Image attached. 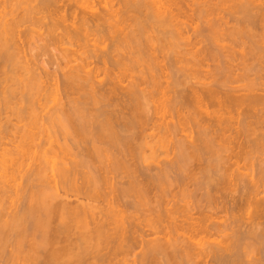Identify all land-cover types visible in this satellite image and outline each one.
I'll use <instances>...</instances> for the list:
<instances>
[{
  "label": "rangeland",
  "instance_id": "374dc122",
  "mask_svg": "<svg viewBox=\"0 0 264 264\" xmlns=\"http://www.w3.org/2000/svg\"><path fill=\"white\" fill-rule=\"evenodd\" d=\"M3 1L4 0H0V2H1V6H0V12H1V14H0V16H2V15H5L6 14V16H4L6 19H11L12 17H15V18H17V19H19L20 21H19V23H18V25L19 26H17L16 28H18V30L16 29H14L15 31H14V34L12 35L13 37V39L11 38V43H13L14 42V44L12 45V48H13V50H12V48H10L11 50H12V55L14 54V57H15V60L17 61V59L19 60L17 63H18V65H17V63H16V65L17 66H15V65H13L14 67H13V69L12 70H16L15 72H12V70L10 71V72H12L13 74H15L16 75V77H13L12 79H15V80H12V82L11 81H8L7 83H11V88L14 90H12L13 92L11 93V95H10V100H9V104L7 105V106H9V105H11V107H12V105H13V107L11 108L10 106L9 107H7V108H5L4 106H2V103L0 104V110H1V112H0V118L2 119H0V124L1 125H3V127H1V125H0V129L2 130H0V139H2V141H3V143H1L0 142V154H2L1 153V151H3V149L1 150V148H3V146H4V148H7V149H5L4 150V152L6 151V152H8L10 155H12V156H14L13 157V163H14V166H12V172H14L15 174L13 175V173H12V175H11V177L10 178H12V177H14V179L12 178V179H10L11 180V182L8 180V182L7 181H5V183H4V187L3 188H1L2 189V191H1V189H0V194H2V193H4V194H2V195H0V218H2V219H0V221L2 220H5L4 218L5 217H7V218H10L11 216H12V214L13 213H15V214H13V215H16V214H18V213H21L20 211H22L23 212V209H22V206L24 207V209H25V207L27 206V203H29V201L31 200V197L34 195H36V194H34V193H36V191H38V192H40L39 190H41L42 191V187H40V186H42L43 184V181L46 179L45 178V175H46V177L48 178V180L51 178V175H52V173H50L51 171H46V173H43L44 174V180H43V178H42V180L39 182L38 180H40L39 178H40V176L39 175H42V174H38V177L37 176H35V174L37 175V171L35 170V168L37 169V167H35L36 165H38L39 163H40V166H43V164H42V162L41 161H39V158H41L42 159V161H44V159L46 160V161H49L50 162V160H47V157H48V154L49 155H52V150L50 151V152H47V151H49V148H50V143L48 142V138H49V136L47 137L46 135V133L44 134V132H45V128L47 129V131L49 132V130H50V132L52 131V134L50 133V139H53L52 138V136L54 137V136H56L57 138H58V140H59V143H62L63 142V139H61L62 138V136L64 135H62V133H61V138H59V136L58 135H60L58 132H56L57 130H60L61 131V129L59 128V126L57 127V125H60L58 122L59 121H56L55 119H54V117H52L56 122H54L53 121V119L51 118V117H44L45 115V113L47 112V115L48 116H51L52 114L53 115H55L56 116V113L57 114H59V115H61L60 113H62L63 114V116L65 115L63 112L65 111V113L66 112H68L69 114L71 113L72 114V112L71 111H73V110H70V112H69V109L71 108V109H74V108H72V107H75L76 108V106L78 107L80 104V106H79V108H81V109H84L85 111L83 112L84 113V117H85V115H86V111L87 112H89V113H87V116H86V118L88 119V121H87V119H86V121H87V124L89 125L88 126V133L90 134H88V135H86L85 134V138H84V134H82V135H78V136H76V135H73V134H71L72 136L70 137H66L65 135H64V138H66V139H64V140H66V143H67V146H69V149H70V152L67 154V156H66V154H65V157H64V161L65 162H67V165L68 164H76L77 165V163L79 164V167L77 168H75V170H73L72 171V174L70 175V179H68V182L69 183H71V185L70 186H67V187H69V189L67 190L66 188V186L64 185L63 186V183L61 184L59 181H57V184L58 185H56V187H58L57 188V190H58V197H57V199L60 197V195H61V197H63L62 199H64V198H66V199H64V201L66 202V200H67V202L68 201H70L69 203H71V202H74L75 201V203H77V202H85L84 200H89V198H90V200L88 201V203H92V204H94V206L95 205H99L98 207L100 208V211H101V213H103L102 211L103 210H105L104 208H107V207H109V208H111V209H114V211H115V213H114V215H115V217L117 218H115L114 219V217L113 218H111V219H114L115 220V222L113 221L112 223H115L114 225L113 224H110V225H112L111 227H112V229H113V231H117L118 229L121 231L120 233H122L123 232V234H124V236L126 237V239L127 240H130L131 239V237H133L135 234V238L136 239H138L139 240V242L135 239V243L134 244H130V243H133L134 242V240H132L131 239V241H129L130 243H128V241L126 240V239H123V240H126L127 241V243H128V245H126V249H127V251H125V250H123V248H125V247H123L122 248V252L121 251H119V247H117L118 248V251H113L112 252V250L113 249H115L116 250V248H113V246H114V244L116 243V242H118L119 240H117V235L118 234H120V233H118L116 236L115 235H112V237H111V239L114 237V239L113 240H111V241H109V243L107 244V245H105V248H104V246L102 247V248H104V249H102V253H101V251H100V254L101 255H103L104 257L102 258V256L100 257L101 259H100V262L97 260V263H102L101 261H103V264H104V262H106L105 264H107V262H108V264H147V262H149V260H150V262L148 263V264H173V262H175V260H181V259H183V258H180L179 259V257L178 256H180V257H182V255H183V252H178L179 254L178 255H176V253H177V251H176V253H174L173 252V250H169L170 248H168L167 249V251H161L159 254H158V256H159V258H158V256H157V254L156 255H154V257H153V259H150V258H148L149 260L147 261V260H144V258L145 259H147V256H145L146 254H144L145 253V251H146V240L148 241V239H150V237L151 238H153V236H154V238H156V236H160V235H168V234H170L172 231H173V229L171 228V226H172V223L170 224L171 226H168V224H167V220L168 219H170V217L168 216V214H167V216H168V218L167 217H165V214H166V210H164V209H167V208H169L170 206L172 207V206H180L182 209H179V213L178 212H176L175 214H173V216L177 219V221L176 222H180V223H183V221L184 222H186V220L188 221H190V220H192V219H197V217H200V215H208V217L206 216V218H210V219H208L207 221L209 222V221H214V223H215V221H216V223L220 220V224H221V226H223L220 230H219V232L220 233H223L222 235L216 230V234H218V235H216L215 234V231H213V232H211L212 234H214V235H210V236H207V237H209V239L211 238V239H213L212 237L214 236V239H216V240H218L219 239V237H220V239L221 238H223V240L225 239L224 237L226 236H228L227 238L228 239H226V240H229L231 237L230 236H232L233 235V237H237V236H239L238 238L239 239H237V241L239 242V241H241V245H243V246H241L240 248H239V246H238V248H239V250H240V255L239 256H241V257H239L238 259H240V260H238V259H236V260H238V262H236V264L238 263H242V264H244V262L247 264L248 262L247 261H249V263L251 264H255V262H256V264L258 263V264H260L259 262H261V260L258 262L257 261V258L259 257V259H261L260 258V256L262 255L261 253H263V255H264V249H262V248H264L263 246L264 245H262L261 246V244H258V243H256L257 241H260L261 242V239H253V237H251L252 235H248V234H250V233H248L247 234V232L246 233H243V231H251L252 230V228H255V230H256V228L257 227H254V226H251L250 224H249V222H250V219H248V209H249V211L251 210L250 209V207L247 209V207L246 206H243L244 204H242V202H243V199H244V196H245V193H246V191H245V189L243 190V185H245L244 183H248L249 182V180L250 179H252L251 178V176L253 177V179H259V178H263L264 179V177L263 176H259V175H261V173H260V170L261 169H259L260 168V166H262L261 164H263V162H264V160H263V158H264V149H262L261 147H259L258 145H256V147L255 148H253V146H254V144H253V140H254V138H255V140L257 141V138L260 136V140H261V138L263 137V135H261L262 134V126H264V123H262V125L261 124H259L260 122H261V117H260V122L259 121H253L252 122V120H255V118H256V116H258V115H256L255 117L254 116H252L251 114H254V112H252L251 111V109L250 108H248V109H250V110H246V108H244V106L245 107H248L247 105H245V104H241L240 106L239 105H232V106H234V107H230V102H229V99H228V97L227 96H230V99L232 98L231 96H237L238 97V99H240V95H243V93L244 94H250V95H253V94H257V96H262V94H263V98H264V90H262V89H264V25H262V24H264V0H53V1H46V4L44 5V9H41L40 10V12L39 13H37L35 10L33 11V12H35V13H33V12H31L30 11V14H31V17H29V14H27V10L25 9V8H31L32 6H36V4H39V2H38V0H35V1H33V0H29L30 2H28V0H22V2H21V0H12L11 1V3H10V1L9 0H5V2H7L6 4H5V2H4V5H6V6H3L2 4H3ZM15 1V2H14ZM16 1H17V3H16ZM24 1V2H23ZM26 1H27V3H26ZM133 1H135V2H133ZM171 1H173V2H171ZM248 1V2H247ZM20 3V5H19V3ZM36 2V3H35ZM56 2V3H55ZM84 2V4H82ZM132 2V3H131ZM155 2V3H154ZM158 2V3H157ZM210 2V3H209ZM219 2V3H218ZM245 2V3H244ZM246 2H247V4H246ZM12 3H15V4H12ZM29 3V4H28ZM130 3V4H129ZM138 3V4H137ZM152 3V4H151ZM154 3V4H153ZM157 3V4H156ZM161 3V4H160ZM235 3H236V5H235ZM241 3V4H240ZM11 4V5H10ZM17 4V5H16ZM133 4H135V6H133ZM148 4V5H147ZM159 4V5H158ZM171 4V5H170ZM206 4H208V5H206ZM233 4V5H232ZM247 5V6H249V10H251V12L247 9L248 7L247 6H245V5ZM258 4V5H257ZM13 5V6H12ZM49 5V6H48ZM54 5V6H53ZM88 5H89V7H88ZM128 5V6H127ZM132 5V6H131ZM154 5V6H153ZM161 5H163V6H161ZM238 5H243V7H239ZM258 7H257V6ZM4 8H3V7ZM10 6V7H9ZM12 6V7H11ZM46 6H48V7H46ZM236 6H238V9H237V7ZM5 7H6V9H5ZM8 7V8H7ZM87 7V8H86ZM134 7H135V9H134ZM165 7H166V9H165ZM236 7V8H235ZM251 7H252V9H251ZM260 7V8H259ZM5 10H3V9ZM9 8H10V10H9ZM133 8V9H132ZM139 8V10L140 11H138L137 12V9ZM157 8H160L159 10H161V12H162V10H163V12L161 13V14H158L159 13V10L157 9ZM171 10H170V9ZM202 8V10H200ZM234 8V9H233ZM240 8V9H239ZM244 8H246L245 10H244ZM254 8H256V10L254 9ZM7 9H8V12H7ZM18 10V12H16L17 10ZM22 9H23V11H22ZM111 9H112V12L110 13V11H111ZM165 9V10H164ZM26 10V11H25ZM51 10V11H50ZM123 10V11H122ZM158 10V11H157ZM240 10V11H239ZM15 13H14V12ZM29 11V10H28ZM134 11V12H133ZM166 11V12H165ZM170 11H171V13H173V16H172V14H170ZM173 11V12H172ZM204 11V12H203ZM243 13H242V12ZM249 13H248V12ZM5 12V13H4ZM8 14H7V13ZM47 12V13H46ZM107 12V13H106ZM158 12V13H157ZM165 12V13H164ZM201 12H203L202 14H201ZM238 12V13H237ZM11 13V14H10ZM33 13V14H32ZM139 13V14H138ZM151 13V14H150ZM156 13H157V16H156ZM245 13V14H244ZM246 13H248V14H246ZM251 13V14H250ZM13 14V15H12ZM62 14V15H61ZM103 14V15H102ZM110 14H113V15H110ZM131 14V15H130ZM133 14H136V15H134L133 16ZM174 14H176L175 16H174ZM233 14V15H232ZM249 14H250V16H249ZM15 15V16H14ZM28 15V16H27ZM32 15H34V16H32ZM43 15V16H42ZM97 15V16H96ZM106 15V16H105ZM121 15V16H120ZM142 16V18H141V16L138 18V16ZM161 15V16H160ZM255 15V16H254ZM257 15V16H256ZM7 16H8V18H7ZM22 16H25L24 18L26 19L27 17L29 18V19H31V20H29L31 23L33 22V24H31V23H29V21H26V20H22ZM47 17V18H45V17ZM58 16H60V17H58ZM103 16H104V18H106L107 17V24H109V25H106V23H105V21H102L101 19H103ZM149 16V17H148ZM152 16V17H151ZM167 16V17H166ZM235 16V17H234ZM253 16V17H252ZM20 17H21V19H20ZM32 17H35L34 19H32ZM36 17L41 21V20H44V21H39L38 20V22H37V19H36ZM40 17V18H39ZM41 17H42V19H41ZM52 17V18H51ZM95 17H101V19L99 20V24H98V19H96ZM109 17V18H108ZM131 17V18H130ZM136 17V18H135ZM156 17L159 19L160 17V20L161 21H157V20H155L156 19ZM174 17V18H173ZM239 17V18H238ZM251 17V18H250ZM84 18V19H83ZM127 19V21H126V19ZM141 18V19H140ZM151 18H153V20L151 19ZM163 18V19H162ZM164 18H166V19H164ZM243 18V19H242ZM35 19H36V21H35ZM97 21H96V20ZM110 19V20H109ZM121 19H122V21H121ZM135 19H136V21H135ZM137 19H140V20H137ZM22 20V21H21ZM61 20V21H60ZM88 20H90L89 22H88ZM104 20V19H103ZM115 22H117V23H115ZM129 20V21H128ZM143 20V21H142ZM147 20V21H146ZM163 20V21H162ZM166 20V21H165ZM168 20V21H167ZM209 20V21H208ZM247 20V21H246ZM250 20L252 21V22H250ZM261 20V21H260ZM103 22L105 25H103V23H101V22ZM112 21V22H111ZM145 21V22H144ZM150 21V22H149ZM156 21V22H155ZM244 23H243V22ZM246 21V22H245ZM23 22H24V25H23ZM28 22V23H27ZM40 22V23H39ZM52 22V23H51ZM97 22V23H96ZM133 22H136V23H134L133 24ZM159 22V23H158ZM167 22V23H166ZM168 22H170L169 24H168ZM242 22V23H241ZM261 22V23H260ZM263 22V23H262ZM63 23V24H62ZM112 23L114 24L113 26H111L112 25ZM121 23V24H120ZM138 23V24H137ZM164 23V24H163ZM166 23V24H165ZM238 23V24H237ZM50 24V25H49ZM52 24V25H51ZM119 24V25H118ZM123 24V25H122ZM143 24V26H141ZM145 24V25H144ZM148 24V25H147ZM159 24H161V25H159ZM171 24V25H170ZM213 24V25H212ZM251 24V25H250ZM20 25H21V27H20ZM128 25V26H127ZM135 25H137V26H135ZM139 25V26H138ZM164 25V26H163ZM173 25V26H172ZM176 25V26H175ZM241 25V26H240ZM66 26V27H65ZM119 26H120V28H119ZM166 26V27H165ZM211 26V27H210ZM243 26V27H242ZM262 26V27H261ZM54 27V28H53ZM103 27H104V31H102L103 30ZM116 27V28H115ZM123 27L124 28H126V29H123ZM136 29H135V28ZM138 27V28H137ZM170 27V28H169ZM215 27V28H214ZM75 28V29H74ZM110 28V29H109ZM112 28V29H111ZM117 28H119V29H117ZM129 28V29H128ZM209 28H211V29H209ZM242 28V29H241ZM246 28V29H245ZM249 28V29H248ZM51 29H53V30H51ZM72 29V30H71ZM107 29V30H106ZM109 29V30H108ZM141 29V30H140ZM149 29V30H148ZM157 29V30H156ZM209 29V30H208ZM238 31H237V30ZM33 30V31H32ZM66 32H65V31ZM86 30V31H85ZM124 32H123V31ZM129 30V32H130V34H131V32H132V34L133 35H130V34H128L127 33V31ZM139 30V31H138ZM206 30H208V31H206ZM19 33H18V32ZM69 31V32H68ZM75 33L76 31L78 32H76L75 34L76 35H79V36H81V35H83V36H81L83 39H81V37L79 38V36L77 37L75 34H73V32ZM84 33H83V32ZM102 31V32H101ZM246 31V32H245ZM72 32V33H71ZM88 34H87V33ZM100 32V33H99ZM104 32H106L105 33V35L103 34ZM111 32H113V33H111ZM117 32V33H116ZM140 32V33H139ZM142 32V33H141ZM241 32V33H240ZM15 33H17V34H15ZM49 33H51V35L49 34ZM103 34V36H102V34ZM122 33V34H121ZM146 33V34H145ZM254 33H255V35H254ZM65 34V35H64ZM70 34H72V35H70ZM110 34V35H109ZM120 34V35H119ZM232 34V35H231ZM14 35H15V37H14ZM73 35H75V37L73 36ZM86 35H88L87 37H86ZM107 35V36H106ZM113 35V36H112ZM115 35V36H114ZM117 35V36H116ZM124 35L126 36V37H128L127 39H129V37L130 38H133V39H135L136 40V38H134V37H137V42L136 41H133L132 39H131V44H130V42H128V40L126 41L125 39V41L122 39V37L123 38H126V37H124ZM127 35H129V36H127ZM243 35V36H242ZM70 36V37H69ZM101 38H100V37ZM105 36V37H104ZM110 36H112V37H110ZM120 36V39L122 40H118V41H115V40H117V38ZM131 36H133V37H131ZM140 36V37H139ZM214 36V37H213ZM254 36V37H253ZM66 37V38H65ZM72 37H74V38H72ZM110 39H109V38ZM113 37H115V38H113ZM69 38V39H68ZM88 38V39H87ZM108 38V39H107ZM81 39V41H79ZM90 39V40H89ZM94 39H96V40H94ZM114 39V40H113ZM119 39V38H118ZM139 39V40H138ZM253 39V40H252ZM256 39V40H255ZM130 40V39H129ZM142 40V41H141ZM74 41H75V43H74ZM123 41H124V43H123ZM139 41V42H138ZM146 43H145V42ZM254 41V42H253ZM72 43V44H70L69 45V43ZM77 42V43H76ZM113 44H112V43ZM121 43V45L119 46V44ZM142 43V44H141ZM17 44V45H16ZM80 44V45H79ZM93 44H95V45H93ZM100 44V45H99ZM110 44L112 45V46H110ZM115 44V45H114ZM124 44V45H123ZM127 44V45H126ZM129 44V45H128ZM135 44H138V45H136L138 48H136L135 47ZM8 45H9V42H8ZM11 45V44H10ZM15 45V46H14ZM20 45V46H19ZM99 45V46H98ZM123 45V46H122ZM252 45V46H251ZM16 46H18V47H20V48H18V47H16ZM94 46V47H93ZM119 46V47H118ZM130 46V47H129ZM255 46H257V47H255ZM11 47V46H10ZM134 47V48H133ZM142 47V48H141ZM63 48V49H62ZM81 48V49H80ZM94 48V49H93ZM115 48H117L118 50H116ZM126 48V49H125ZM129 48V49H128ZM136 48V49H135ZM260 48V49H259ZM18 49H20V51H19V53H18V50L16 51V50ZM66 49V50H65ZM75 49V50H74ZM99 49V50H98ZM127 49H128V52H127ZM133 49H134V51H133ZM148 51H147V50ZM258 49V50H257ZM11 50L9 51V52H11ZM93 50V51H92ZM105 50V51H104ZM114 50V51H113ZM74 51V52H73ZM80 51H82V52H80ZM90 51V52H89ZM106 51H108V52H106ZM114 53H113V52ZM116 51H117V53H116ZM120 51H122L121 53H120ZM131 51V52H130ZM137 51H138V53H137ZM15 52V53H14ZM17 52V53H16ZM77 52V53H76ZM80 52V53H79ZM97 53V54H99V53H101L102 54V52H104L103 53V55L106 53H108L107 55H108V59L105 57V58H101L100 57V59L99 58H96V56L97 55H95V58H94V54L93 55H91L92 57H90V56H88V55H90L91 53ZM125 52V53H124ZM24 53V54H23ZM82 53V54H81ZM90 53V54H89ZM111 53V54H110ZM127 53H130V54H127ZM135 53H137L136 55H135ZM144 55H143V54ZM15 54H18L19 55V57H18V55H16L15 56ZM100 54V55H101ZM105 54V56H107ZM126 56H125V55ZM132 54V55H131ZM259 54V55H258ZM64 55H68L69 56V59L67 58V57H65L66 59H64ZM85 55V56H84ZM100 55H98V56H100ZM116 55H117V57H116ZM119 55V56H118ZM85 57V58H82V57ZM97 56V57H98ZM139 56V57H138ZM141 56V57H140ZM254 56H255V58H254ZM258 57V59H257V57ZM119 57V58H118ZM133 57V58H132ZM253 57V58H252ZM73 58H75V60L73 59ZM116 59V60H114L113 59V61L111 60V59ZM68 59V60H67ZM87 59H88V61H87ZM90 59V60H89ZM96 59V60H95ZM104 59V60H103ZM123 61H122V60ZM244 59V60H243ZM14 59H13V61H15ZM25 60V61H24ZM68 61V65L66 64V62ZM72 60H73V62H72ZM117 60H118V62H117ZM119 60H121V63H125V66H122V65H120V67L119 66H116L117 64L116 63H118V65H119ZM15 61V62H16ZM23 61V62H22ZM71 61V62H70ZM104 61V62H103ZM114 61L116 62V63H114ZM128 61V62H127ZM147 61V62H146ZM21 62V63H20ZM29 62V63H28ZM37 62V63H36ZM65 62V63H64ZM75 62H77V63H79V64H82V63H84L83 64V66H85V70L87 69L88 71H91V75H92V77H93V79H92V81L93 82H91V86H93V87H89L88 85L86 86H80V85H78L77 84V82L75 83L77 86L76 87H73V88H75V90H72L73 88H72V86L71 87H69L70 89H68V87H67V90H65L66 89V87L64 86V84H63V81H64V78H63V73H65L67 70H70L71 68H73V67H71V68H68V66L70 67L71 65L73 66V64L75 63ZM91 62V63H90ZM127 62V63H126ZM21 65H20V64ZM22 63H24V64H22ZM105 63V64H104ZM120 63V64H121ZM133 63V64H132ZM252 63H254L253 65H252ZM30 64V65H29ZM42 64V65H41ZM85 64H87V66L85 65ZM103 66H102V65ZM245 66H244V65ZM256 64V65H255ZM28 65V66H27ZM32 65V66H31ZM74 65H78V64H74ZM106 65L108 66V67H106ZM144 65V66H143ZM156 65V66H155ZM249 65H250V67H249ZM254 66V67H252V66ZM1 66V65H0ZM20 66V67H19ZM23 66H25L26 68H25V70H27V69H29V68H31L30 70H31V72H33V74L35 73V75H38V76H35V77H37L38 79L37 80H39V77H40V80H39V85H38V83H37V85L40 87V88H38V87H36L35 86V88H38L39 90L37 91V89H35V91H36V93H35V91H34V89L32 88V90L33 91H27V89L26 90H21V89H24L23 87V85H21V84H23L24 82H26L25 80L26 79H28V78H26L27 76L29 77V74H31V72H30V70L29 71H25L24 69H22V67ZM40 66V67H39ZM100 68H99V67ZM105 66V68H103ZM145 66H146V68H145ZM247 66H248V68H247ZM262 66V67H261ZM9 67V66H8ZM7 67V68H8ZM87 67V68H86ZM156 67V68H155ZM160 67V68H159ZM258 68L259 69V71L256 69V68ZM10 68V67H9ZM17 68H19L18 69V72H17ZM60 68V69H59ZM68 68V69H67ZM96 68V69H95ZM98 68V69H97ZM123 68V69H122ZM125 68V69H124ZM132 68V69H131ZM219 68H220V70H219ZM253 68V69H252ZM21 69V70H20ZM95 69V70H94ZM119 69V70H118ZM120 69H121V71H120ZM139 69V71H137ZM149 69V70H148ZM157 69V70H156ZM159 69H161V70H159ZM245 69V70H244ZM250 69V70H249ZM252 69V70H251ZM6 70H8V69H6ZM43 70V71H42ZM66 70V71H65ZM98 70H99V72H98ZM131 70H133V71H131ZM144 70H146V71H144ZM153 70V71H152ZM255 70V71H254ZM47 71V72H46ZM49 71V72H48ZM96 71V72H95ZM149 71V72H148ZM155 71H157V72H155ZM231 71V72H230ZM258 71V72H257ZM20 72V73H19ZM24 72V73H23ZM28 72H30V73H28ZM37 72H39V73H37ZM111 74H110V73ZM120 74H119V73ZM135 72V73H134ZM141 72V73H140ZM149 74V75H147V73ZM154 72V73H153ZM221 72V73H220ZM260 72V73H259ZM37 73V74H36ZM41 73V74H40ZM61 73V74H60ZM105 75H104V74ZM109 73V74H108ZM117 73H118V75H117ZM139 73V74H138ZM158 75H157V74ZM209 73V74H208ZM213 73V74H212ZM230 75H228V74ZM244 74V76H243V74ZM263 73V74H262ZM11 74V73H10ZM19 74V75H18ZM21 74L23 75V76H21ZM99 74V76L97 77V75ZM114 74H116L115 76H114ZM134 74H138L137 76L139 77V79L137 78V76H135ZM155 74V75H154ZM242 74V75H241ZM258 75V76H256V75ZM25 75H26V77H25ZM110 75H111V77L113 76V79L110 77ZM227 75V76H226ZM260 75V76H259ZM1 77H0V80H1V78H2V75H0ZM18 76L20 77V78H18ZM44 76V77H43ZM117 76H119L118 78H117ZM149 76V77H148ZM21 77H24V79L23 78H21ZM128 77V78H127ZM131 77V78H130ZM146 77V78H145ZM216 79H215V78ZM228 78V80H227V78ZM254 77H258V78H254ZM261 77V78H260ZM4 78V77H3ZM114 78H115V80H114ZM135 78V79H134ZM137 78V79H136ZM213 78H214V80H213ZM223 78H225L226 79V81H227V83H226V81H225V79H223ZM254 78V79H253ZM21 79H23L24 80V82H20L19 80H21ZM97 79V80H96ZM99 79V80H98ZM112 79V80H111ZM144 79V80H143ZM148 79V80H147ZM16 80H18V81H16ZM50 80V81H49ZM111 80V81H110ZM119 80V81H118ZM136 82H135V81ZM149 80H151L150 82H149ZM256 80V81H255ZM43 81V82H42ZM98 81V82H97ZM110 81V82H109ZM115 82L114 83V85L116 86V91H114V93H113V91H111V90H114V89H111V87L112 88H115V86H112L113 85V82ZM132 81V82H131ZM144 81V82H143ZM166 81V82H165ZM263 81V82H262ZM3 83H4V81H2ZM14 82L16 83V84H14ZM42 82V83H41ZM97 82V83H96ZM117 82V83H116ZM134 82V86H136V88L138 89H136L137 90V92L139 91V89L140 90H142L143 89V91L145 92V90H146V92H145V94L143 93V91H142V93L144 94V95H147L146 93L148 92V95H147V97L148 98H146V100L148 101V102H146L145 101V103L144 102H142V104H145V105H141V107L143 108H141V110L140 109H138V110H140L139 112H140V114H142V115H146V117L145 116H142V115H140V118H142V117H144V119H145V121H144V119L142 118L141 120H140V118H139V116H135V114L134 113H139L138 111H136V112H134V105H132L133 103H131V98L129 97V93L127 94V92L130 90V88L132 87L131 85H132V83ZM147 82V83H146ZM155 82H157V83H155ZM169 82V83H168ZM172 82V83H171ZM177 82V83H176ZM253 82V83H252ZM260 82V83H259ZM14 85H13V84ZM63 85H62V84ZM109 83V84H108ZM128 83V84H127ZM136 83H139V84H136ZM144 83H146V84H144ZM150 83V84H149ZM155 83V84H154ZM172 85H171V84ZM219 83V84H218ZM256 83V84H255ZM0 84H2L1 83V81H0ZM75 84H73V86H75ZM121 84V85H120ZM171 86H170V85ZM259 84V85H258ZM17 85V86H16ZM51 85V86H50ZM109 85V86H108ZM122 85H123V87H122ZM140 85H142V86H140ZM145 85V86H144ZM146 85H148V88H147V86ZM205 85V86H204ZM247 85H249V89H250V91H249V89H248V86ZM8 86V85H7ZM14 86H16V87H14ZM50 86V87H49ZM95 86V87H94ZM106 86V87H105ZM111 86V87H110ZM154 86V87H153ZM156 86V87H155ZM170 86V87H169ZM199 86V87H198ZM218 86V87H217ZM246 86V87H245ZM260 86V87H259ZM3 87H4V84H3ZM3 87H1L0 86V89L2 90L3 89ZM97 87V88H96ZM145 87V88H144ZM196 87V88H195ZM207 89H206V88ZM213 87V88H212ZM252 87H253V89L255 88V90H253L252 89ZM262 87V88H261ZM18 88V89H17ZM21 88V89H20ZM50 88V89H49ZM78 88V89H77ZM95 88V89H94ZM118 88V89H117ZM129 90H128V89ZM152 88H154L155 90V93L153 92V90H150V89H152ZM171 88V90L173 89H175L174 91L172 90H169V89ZM205 88V89H204ZM209 88H211V89H209ZM234 88H235V90H234ZM16 89L17 90H19V91H23L22 93H26V91L29 93V95L30 96H32V95H36L37 94V92H38V94L36 95V96H33V97H31L30 98V96L28 95V93H26L27 95H28V97L25 95V96H23L22 95V93L21 92H18V91H16ZM91 89H94L95 91H97L96 93H95V97H97V96H99L98 97V100H97V98H95L97 101H95V99H93L92 97H91V93H92V90ZM96 89H98V90H96ZM111 89V90H110ZM158 89V90H157ZM160 89V90H159ZM164 90V91H162V90ZM184 89V90H183ZM190 89V90H189ZM193 89L196 91H194V93L196 94H198L199 96H200V98L201 99H203V100H201L200 99V102H199V100H194V98L195 97H193L194 95V93H193ZM198 89H200V90H198ZM214 89V90H213ZM246 89H248V91H245ZM30 90H31V88H30ZM48 90H50V91H48ZM53 90V91H52ZM70 90H72V91H70ZM78 90V91H77ZM108 90H110L108 93V95L106 94L107 93V91ZM157 90V91H156ZM166 90H168V91H166ZM192 90V91H191ZM204 90H206V91H204ZM209 90V91H208ZM217 90V91H216ZM252 90V91H251ZM25 91V92H24ZM69 91V92H68ZM151 91V93H149ZM161 91V92H160ZM179 91V92H178ZM183 93H182V92ZM214 91V93H212ZM237 91V92H236ZM254 91V92H253ZM260 91V92H259ZM263 91V92H262ZM16 92V93H15ZM30 92H33L34 94H30ZM40 92H41V94H40ZM43 92H44V96L42 95L43 94ZM49 94H48V93ZM104 93L103 95H104V97L102 98V96L100 97V95L99 94H101V93ZM160 92V93H159ZM163 92V93H162ZM175 92V93H174ZM179 93V95L177 94V93ZM190 92H192V97H191V93ZM205 92H208V93H211V95L210 94H208V93H206L205 94ZM229 92V93H228ZM233 92V93H232ZM236 92V93H235ZM250 92H252L253 94H251ZM259 92V93H258ZM15 93V94H14ZM55 93V94H54ZM57 93V94H56ZM66 93H67V95H66ZM71 93H72V95H71ZM140 93H141V91H139L138 92V94H139V97H141L140 96ZM141 93V94H142ZM154 93V94H153ZM157 93H159V94H157ZM168 95H167V94ZM173 93H174V95H173ZM181 93V94H180ZM188 93V94H187ZM190 93V94H189ZM202 93H204V94H202ZM233 95H232V94ZM13 94V95H12ZM19 94H21L20 96L21 97H19L18 95ZM47 96H46V95ZM69 94V95H68ZM77 94V95H76ZM105 94L107 95V96H109V97H107V98H105L106 96H105ZM114 94V95H113ZM152 94V95H151ZM161 94H162V96H161ZM175 94L177 95V96H175ZM186 94V95H185ZM216 94V95H215ZM220 94V95H219ZM224 94H227V95H224ZM231 94V95H230ZM259 94H261V95H259ZM18 96V98H17V96ZM39 95H41V96H39ZM49 95V96H48ZM55 95V96H54ZM119 95V96H118ZM123 95V96H122ZM156 95V96H155ZM160 95V96H159ZM164 95V96H163ZM167 97H166V96ZM181 95V96H180ZM184 95V96H183ZM204 95V96H203ZM209 95H210V97H209ZM16 96V97H15ZM43 96V97H42ZM116 96V97H115ZM170 96V97H169ZM183 96V97H182ZM203 96V97H202ZM208 96V97H207ZM213 96H214V99H213ZM221 96V97H220ZM226 96V97H225ZM235 96V98L237 99V97ZM245 96V95H244ZM14 99V100H12V98ZM23 97H27V98H29V99H27L26 98V100L25 99H23ZM69 97H70V100L71 101H74L73 102V104L77 101L78 102V104H77V102L74 104V105H72V102L70 103L69 101ZM95 101V103H94V101L92 102V99ZM124 97V98H123ZM142 97H143V95H142ZM140 98V99H142L143 101L145 100V99H143V98ZM145 97V96H144ZM157 99H156V98ZM166 97V98H165ZM177 97H178V99H177ZM191 97V98H190ZM206 97V98H205ZM219 98V99H215V98ZM261 97V98H262ZM16 98V99H15ZM48 98V99H47ZM110 98V99H109ZM130 98V99H129ZM155 98V99H154ZM167 98H169V99H167ZM176 98V99H175ZM183 98V99H182ZM224 98H226L225 100H224ZM242 98H243V96H242ZM17 99H19L18 101H16ZM55 99V100H54ZM74 99V100H73ZM109 99V100H108ZM149 99V100H148ZM191 99V100H190ZM192 99L194 100V101H192ZM211 100V99H213L214 100V102H213V100H211V102H212V105H211V103H210V101L209 100ZM234 99V98H233ZM12 100V101H11ZM20 100H25L24 102L26 103L27 102V100H29L28 102H30L31 104H29V103H27L28 105H31L30 107H28L29 109L32 107V109H30L31 111H32V113H33V111L35 112V110L34 109H36V112H35V114L34 115H32V114H30V110L27 108V104H25L26 105V107L25 108H23V105L22 104H24V102L23 101H20ZM37 102H36V101ZM39 100V101H38ZM82 100V101H81ZM86 100V101H85ZM124 100V101H123ZM141 100V101H142ZM155 100V101H154ZM162 100H163V102H162ZM165 100V101H164ZM168 100V101H167ZM169 100H172L171 101V103H170V101ZM184 101V102H182V101ZM188 100V101H187ZM208 100V101H207ZM221 100V101H220ZM228 100V101H227ZM232 100V99H231ZM230 100V101H231ZM13 101H14V103H13ZM32 101V102H31ZM79 101H81L80 103H79ZM120 101H123V102H120ZM154 101V102H153ZM187 101V102H186ZM196 101H198L196 104H195V102ZM207 101V102H206ZM227 101V102H226ZM35 102V103H34ZM67 102L69 103V105L67 104ZM86 102V103H85ZM118 103V105H117V103ZM150 102V103H149ZM167 102V103H166ZM174 102V103H173ZM176 102L178 103V102H181L182 103V105H183V107H180V105H181V103L179 104H176ZM17 105H16V104ZM20 103V104H19ZM46 103V104H45ZM60 105H59V104ZM93 103V104H92ZM149 103V104H148ZM166 103V104H165ZM172 103H173V106H172ZM206 105H205V104ZM209 103V105H207ZM216 103V104H215ZM222 105H221V104ZM232 103H233V100H232ZM37 105V107L35 106V105ZM39 104V105H38ZM56 104V105H55ZM83 104V105H82ZM85 104V105H84ZM89 104V105H88ZM115 104V105H114ZM120 104V105H119ZM123 104V105H122ZM132 105V107H131V105ZM168 104V105H167ZM169 104L171 105L170 107H172V110L171 109H168V108H170L169 107ZM174 104H176V105H174ZM185 104V105H184ZM193 104V105H192ZM214 104V105H213ZM224 104V105H223ZM230 104V105H229ZM264 103H261L260 105H258V107H257V109L259 110V107L261 108L262 107V105H263ZM14 105H15V107L16 106H22V109H23V111L21 110V109H19V110H21L22 111V113L23 114H21V116H19L18 114L20 113V111H18L17 109L18 108H20V107H14ZM36 107V108H33L34 106ZM40 105H42V106H40ZM62 105V106H61ZM71 105V107H69ZM146 105H148V106H146ZM164 105H165V107H164ZM192 105V106H191ZM203 106V108H204V110L202 109V106ZM243 105V106H242ZM1 106L4 108L3 109V111H2V109H1ZM39 106V107H38ZM45 106V107H44ZM51 106V107H50ZM68 106V107H67ZM82 106H84V107H82ZM109 106V107H108ZM116 106V107H115ZM119 106V107H118ZM123 106V107H122ZM128 106V107H127ZM149 107V108H147V110H149V111H146V108L145 107ZM163 106V107H162ZM184 106H186L185 108H184ZM196 106V107H195ZM200 106V107H199ZM216 106V107H215ZM221 106V107H220ZM45 109H44V108ZM54 107H56V108H54ZM88 107V108H87ZM91 107H93V108H91ZM94 107H100L98 110H96V108H94ZM102 107L103 108H106V110L107 111H104V113L105 112H107L108 113V115H111L110 116V118H109V120H110V123L113 125H111L114 129H116V130H118V127H117V123L115 122L114 124H113V122L114 121H112L111 122V119L112 120H114L115 119V121H117L118 122V124H119V122L121 123V122H123V119L125 120V121H127V120H129L128 118H134V117H136V118H138L139 119V122L141 123V124H143V125H141V126H139L138 127V124L137 123H139V122H137L136 123V127H138V128H135V127H133V129L135 130V132H132L133 133V135H135V134H140L138 131H141L142 133L143 132H145V133H141L140 134V136L141 137H139L138 139H137V137L139 136V135H135V138L133 139L132 138V135H130V133L129 134H127V132H125V134L126 135H130L131 136V139H129V143H128V145H126L125 147H124V151L121 153V152H119V150H117L116 149V147L114 148V146L112 147V145L113 144H111V143H109V142H104L103 143V140L102 139H100V138H98L100 135H102L101 133L99 134V131L101 130L100 129V122H101V120H103V118L105 117L106 118V116L107 117H109L108 115H107V113H105L106 115L104 116V115H99L100 113H98V112H100L101 111V109H102ZM127 107V108H126ZM178 109V110H176V108ZM207 107V108H206ZM218 107V108H217ZM243 107V108H242ZM61 108V109H60ZM91 108V110H89ZM116 108V109H115ZM118 108V109H117ZM121 108V109H120ZM129 108H132L133 109V111L131 110V109H129ZM173 108L175 109V113H174V111H173ZM198 108V109H197ZM206 108V109H205ZM221 108V109H220ZM230 108H231V110H230ZM233 108V109H232ZM5 109H9V110H7V112H6V110ZM14 109V110H13ZM24 109H26V111L24 110ZM41 109H44V110H41ZM57 109V112L55 113L54 111ZM60 109V110H59ZM76 109H78V108H76ZM76 109H74V110H76ZM81 109H79V110H77V112H75L76 113V116L75 117H77V115L80 117L81 116V114L83 115V113H81ZM185 109V110H184ZM229 111H228V110ZM263 110L262 111H264V106H263V108H262ZM13 110V111H12ZM38 110H40V111H38ZM51 110H54V111H51ZM63 112H62V111ZM67 110V111H66ZM109 110V111H108ZM117 110V111H116ZM121 110V111H120ZM130 110V111H129ZM145 110V111H144ZM169 110V111H168ZM180 110V111H179ZM183 110V111H182ZM188 110V111H187ZM221 110V111H220ZM236 110V111H235ZM239 110V111H238ZM258 110H257V113H259V116H260V112H258ZM9 111L11 112L10 113V115H9ZM16 111H18L19 113H17ZM25 111V112H24ZM29 111V112H28ZM42 111V112H41ZM103 111V110H102ZM116 111V112H115ZM171 111H173V112H171ZM220 111V112H219ZM231 111V112H230ZM234 111H235V113H234ZM247 111V113H245ZM251 111V113H250V115L254 118V119H252V117H250V115H249V117L251 118H249V121H251V125L246 129V130H244L243 131V129L241 128L242 127V121H241V119H243V118H241L242 116L241 115H244V114H247L246 116H247V118H248V112H250ZM3 112V113H2ZM6 112V113H5ZM14 112H15V114H14ZM28 112V113H27ZM37 112H38V114H37ZM39 112H40V114H39ZM45 112V113H44ZM52 112V113H51ZM73 112V114H75ZM97 112V114H96V117L97 116H99V117H102V118H96L95 117V115H94V113H96ZM113 112V113H112ZM124 112V113H123ZM131 112H133L132 114H134V117H133V115L131 114ZM146 112V113H145ZM183 112H184V114H183ZM186 112V113H185ZM209 112H210V114H209ZM215 112H216V114H215ZM224 112V113H223ZM226 112V113H225ZM233 112V113H232ZM243 112H244V114H243ZM2 113V114H1ZM26 113H27V115H26ZM48 113H51V115H49ZM67 113V114H68ZM91 113V114H90ZM110 113H112V114H110ZM219 113V114H218ZM263 113V114H262ZM4 114V115H3ZM5 114H7V115H5ZM13 114V115H12ZM28 114L30 115V117L28 116ZM73 114H72V116H73ZM88 114H90V115H88ZM114 114H115V116H114ZM121 114V115H123L122 117H127V118H120V116L119 115ZM129 114H130V116H129ZM198 114V116H195V115H197ZM208 114V115H207ZM223 114V115H222ZM228 114V115H227ZM231 114L232 115H234V116H231ZM238 114V115H237ZM239 114H240V118H239ZM261 114L264 116V112H261ZM5 116V117H3V116ZM16 115H17V117H16ZM31 115H32V118L33 117H36V116H38V115H40L39 117H38V119L40 120V122H39V120H37L36 119V121H38V125L37 126H40V124H41V126L39 127L40 128V130H39V128L37 129L38 130V132L36 131V128H37V126H36V121L35 122H32L31 120H33V119H30L31 118ZM41 115H44L43 117L41 116ZM92 115V116H91ZM94 115V116H93ZM132 115V116H131ZM138 115V114H137ZM150 115H152L149 119H148V116H150ZM219 115H221V116H219ZM230 115V116H229ZM23 117V120H22V122H24V123H22L21 122V118H19V117ZM26 116H27V118H26ZM66 116V115H65ZM71 116V117H72ZM114 116V119L112 118ZM129 116V117H128ZM154 116V117H153ZM180 116H182V117H180ZM206 118H205V117ZM223 116H226L225 118H223ZM227 116H228V118H227ZM259 116H258V118H259ZM7 117V118H6ZM41 117V118H40ZM61 117V116H60ZM92 117H94V118H92ZM117 117H118V119L120 118V120H122V121H118V119H117ZM159 117H161L160 119H159ZM184 117H186V118H184ZM203 117V118H202ZM209 117V118H208ZM219 117H222L221 119H219ZM233 117L234 119H237L235 122L234 121H231V118ZM243 117H245V115L243 116ZM17 118V119H16ZM24 118H26V119H24ZM28 118H29V120H28ZM46 118H48V119H46ZM73 119H76V118H74V117H72ZM78 118V117H77ZM130 118V119H131ZM136 118H134V119H136ZM153 118V119H152ZM164 118V119H163ZM171 118V119H170ZM172 118H174L173 119V121H172ZM179 118H180V120H179ZM227 118V119H226ZM230 118V119H229ZM12 120V122L10 121V120ZM43 119H45V120H43ZM51 119H52V121H51ZM63 119V118H62ZM92 119V120H91ZM96 119H98V120H96ZM127 119V120H126ZM138 119L137 120H135V122L136 121H138ZM161 121H159V120ZM163 119V120H162ZM167 119H169V120H167ZM212 119V120H211ZM245 119V118H244ZM7 120H9V121H7ZM94 120V121H93ZM148 120H150V121H148ZM152 120V121H151ZM179 120V121H178ZM219 120V121H218ZM223 120H224V122H223ZM227 120V121H226ZM238 120H239V122H238ZM247 120V119H246ZM256 120H257V118H256ZM3 121V122H2ZM6 121V122H5ZM15 121L16 122H19L20 121V123H15ZM25 121H27V122H25ZM28 121L30 122L31 121V123L33 124V123H36V124H33V125H35V126H32V124H30L29 123V125H30V127L32 126L33 128H30V129H33V131H34V133H33V131L32 130H29V126H28ZM34 121V120H33ZM46 121V122H45ZM50 121V122H49ZM89 121H91L93 124H94V126H92V123L91 122H89ZM100 121V122H99ZM147 122V123H144V122ZM167 121V122H166ZM176 123H175V122ZM182 121V122H181ZM204 121V122H203ZM217 121V122H216ZM230 122V125H231V122H234L231 126L230 125H228L229 124V122ZM263 122H264V120H262ZM5 122V123H4ZM54 122V123H53ZM200 124H199V123ZM213 122V123H212ZM219 122V123H218ZM228 122V123H227ZM244 122H245V120H244ZM256 122H259V123H256ZM3 123V124H2ZM8 123L10 124L9 126H7L6 127V125H8ZM42 123L44 124L43 126L45 127H43L42 126ZM47 123L49 124V126L47 125ZM53 123V125L52 126H50L51 124ZM61 123L63 124V123H65L64 121H61ZM96 123V124H95ZM109 123V124H110ZM160 125H159V124ZM220 123H222V124H220ZM223 123H225V124H223ZM227 123V124H226ZM240 123V124H239ZM242 123V124H241ZM254 123V124H253ZM18 124V125H17ZM22 124V125H21ZM25 126H24V125ZM54 124H56V126L54 125ZM145 124L147 125V126H149L150 127V130H149V127H147V126H145ZM156 124V125H155ZM165 124H168V126H174L173 128H171V127H169L170 128V133L169 134H167L166 132H165V129L162 131V129L161 128H165ZM169 124H171V125H169ZM180 124H181V126H180ZM199 124V125H198ZM258 124V125H257ZM46 125V126H45ZM91 125V126H90ZM97 127H96V126ZM116 125V126H115ZM152 127H151V126ZM219 125V126H218ZM221 125L223 126V127H221ZM13 126V127H12ZM22 126V127H21ZM27 126V130H29V133L27 132V130H25V127ZM161 128H160V127ZM209 126H210V128H209ZM229 126H230V128H229ZM239 128H238V127ZM258 126V127H257ZM11 127V128H10ZM48 127V128H47ZM54 127H56V128H54ZM99 127V128H98ZM141 127V128H140ZM154 127V128H153ZM157 127H158V129H157ZM180 127H181V129H180ZM199 127V128H198ZM215 129H214V128ZM226 127V128H225ZM234 127H236L237 128V130L238 131H241L240 133L239 132H237V130H236V128H234ZM260 127V128H259ZM13 128V129H12ZM16 128V130L19 132H14L15 129ZM22 130H21V129ZM23 128H24V130H25V132H23ZM35 128V129H34ZM52 128H53V130H52ZM58 128V129H57ZM91 128V129H90ZM120 128V127H119ZM144 128H146L145 129V131H144ZM159 128H160V130H159ZM223 128H225L226 130H224ZM229 128V129H228ZM264 128V127H263ZM6 129V130H5ZM43 129V130H42ZM57 129V130H56ZM92 129H93V131H92ZM97 129H100V130H98L97 131ZM156 131H155V130ZM171 129H174V132H172L171 133V131H173V130H171ZM199 129V130H198ZM202 129V130H201ZM204 129V130H203ZM212 129V130H211ZM251 131H250V130ZM261 129V130H260ZM3 130H4V132H3ZM121 130V129H120ZM132 130V129H131ZM157 130H159V131H157ZM209 130V131H208ZM217 130H218V132H220V133H218L217 132ZM260 130V131H259ZM11 131V132H10ZM32 131V132H31ZM36 131V132H35ZM72 131V130H71ZM91 131V132H90ZM95 131H97V132H95ZM177 131V132H176ZM199 131V132H198ZM205 131V132H204ZM216 131V132H215ZM230 131V132H229ZM235 131H236V133H238L239 135L240 134H243L244 135V133H245V135L243 136V135H240L239 137H238V135L237 134H235ZM253 131H254V133H253ZM258 131V132H257ZM264 131V130H263ZM13 132L15 133V135L16 136H14V134H13ZM40 132H41V134H40ZM93 132L95 133V134H93ZM101 132V131H100ZM120 132V131H119ZM121 132H122V130H121ZM138 132V133H137ZM154 132V133H153ZM159 132V133H158ZM183 132V133H182ZM211 132H213V133H211ZM244 132V133H243ZM254 134H252V133ZM4 133H6V134H4ZM8 133V134H7ZM18 133V134H17ZM23 133H25V134H27L28 133V135H25V137L24 138H27L26 139V141L25 142H23L20 138H21V136H19V135H22ZM36 133V134H35ZM55 133V134H54ZM131 133V134H132ZM155 133H156V135H155ZM162 135H161V134ZM165 133V134H164ZM178 133V134H177ZM203 133H205V134H203ZM208 133V134H207ZM211 133V134H210ZM216 133H217V135H216ZM223 133V134H222ZM225 133V134H224ZM259 133V134H258ZM4 134V135H3ZM29 134L31 135V138L32 137H35V138H33V141L31 140V139H29L28 140V136H29ZM44 134V135H43ZM92 134V135H91ZM120 134V133H119ZM125 134L122 132V135L123 136H125ZM154 134V135H153ZM181 134V135H180ZM191 134V135H190ZM223 136H222V135ZM234 134V135H233ZM264 134V133H263ZM2 135L4 136V137H2ZM9 135V136H8ZM18 135V136H17ZM94 135V136H93ZM96 135H98L97 137H96ZM145 135H148L147 137L145 136ZM163 135H164V138H163ZM171 135V136H170ZM179 135V136H178ZM193 135V136H192ZM204 135V137H206V138H211V140H213V141H211V143H213L212 145L214 146V145H220V144H218V143H220V141H218V140H220V139H223V137L224 138H227L228 139V143H229V141L231 140H233L231 143H230V145L231 146H233V148H234V150L233 151H235V153L234 154H239L237 157H238V159H237V157H236V155H235V157L234 156H232V158H231V153H229L231 150H225V149H227V148H225V149H222V150H219V149H217L216 150V147L218 148V146L216 145L214 148V150H216V152L217 151H219V152H215V153H213L214 151H213V146L211 145L210 146V149H209V151H207L208 149H206L205 150V148L203 147V145H202V147H201V145H200V141H201V139H200V141H198V138H200V136H203ZM208 135V136H207ZM227 135V136H226ZM89 136V137H88ZM92 136H93V138H95L96 140H98V141H96V140H92ZM120 136V135H119ZM188 136V137H187ZM190 136V137H189ZM191 136H192V139H191ZM233 136H237V138H235V137H233ZM251 136V137H250ZM258 136V137H257ZM262 136V137H261ZM6 137V138H5ZM20 137V138H19ZM37 137V138H36ZM47 137V138H46ZM56 137H54V140H55V138ZM75 137V138H74ZM101 137V136H100ZM144 137V138H143ZM151 137V138H150ZM154 137H157V138H154ZM170 137H172V138H170ZM177 139H176V138ZM213 137V138H212ZM219 137V138H218ZM247 137V138H246ZM248 137H250L251 139H250V142H249V138ZM71 138V139H70ZM77 138H79V140L77 139ZM84 138V139H83ZM88 138H90V139H88ZM98 138V139H97ZM141 138V139H140ZM149 138V139H148ZM153 138V139H152ZM161 138H163V140L161 139ZM182 139V141L183 142H181L179 139ZM203 138V137H202ZM209 138V139H210ZM218 138V139H217ZM35 139V140H34ZM43 139V140H42ZM61 139V140H60ZM76 139V140H75ZM146 139V140H145ZM151 139V141H153V140H155V141H153V142H151V141H149ZM166 140V142L164 143V141ZM170 139H172V140H170ZM176 140L175 142H174V140ZM187 139V140H186ZM191 139V140H190ZM216 139V140H215ZM237 140V142H236V140ZM245 139H246V142H245ZM248 139V140H247ZM31 140V141H30ZM36 140H39V141H36ZM42 140V141H41ZM46 140V141H45ZM68 140H70V141H68ZM86 140V141H85ZM90 140H92V142L90 143ZM101 140V141H100ZM140 140V141H139ZM143 140V141H142ZM158 140V141H157ZM161 140V141H160ZM241 142V143H239V141ZM242 140V141H241ZM263 140V139H262ZM261 140V141H262ZM1 141V140H0ZM27 141H29V143L27 142ZM82 141V142H81ZM84 141V142H83ZM88 141H89V143H88ZM105 141V140H104ZM141 141L143 142V143H141ZM149 141V142H148ZM202 141H203V139H202ZM201 141V142H202ZM259 141V140H258ZM47 142V143H46ZM68 142H70V143H68ZM76 142H78V143H76ZM94 142H96V143H94ZM153 143V144H151V143ZM178 142H180V143H182V144H184V145H186V147L187 146H189V145H191V148H190V146H189V148L187 147V149H188V151H187V156H190V157H188V158H186L187 156H185V157H183V160H182V158L181 157H179L180 159H181V163H180V159L178 158V156H180L179 155V153L177 152V148H176V146H178L179 144H178ZM189 142V143H188ZM243 142L245 143V144H243ZM252 142V143H251ZM26 143L30 146V143H32L31 144V149H32V151H31V149H29L28 150V148H30L29 146H25L26 145ZM41 143V144H40ZM53 143H55V144H57V142L56 141H54ZM52 143V144H53ZM106 143V144H105ZM136 143H137V145H136ZM228 143H226V145H228ZM247 143V144H246ZM248 143H249V145H250V147L249 148H251V149H247V147H246V145L248 146ZM1 144H3V145H1ZM40 144V145H39ZM55 144H53L52 146H54V147H51V148H53V150L54 151H58V150H56V147L58 146H56ZM90 144V145H89ZM94 144V145H93ZM103 144V145H102ZM135 144V145H134ZM142 144V145H141ZM176 146H175V145ZM178 144V145H177ZM233 144V145H232ZM246 147H243V145ZM251 144H253L252 146H251ZM22 145V147H28V148H25V151L26 152H24V153H21L20 151H21V147L20 146ZM24 145V146H23ZM35 145V146H34ZM74 145V146H73ZM82 145V146H81ZM107 145H109V146H107ZM136 146V147H134V146ZM162 145V146H161ZM174 145V146H173ZM193 145V146H192ZM200 145V146H199ZM242 145V146H241ZM72 146V147H71ZM76 146H78V147H76ZM80 146V147H79ZM93 146V147H92ZM143 146V148H141ZM172 146V147H171ZM20 149H19V148ZM34 149H33V148ZM48 148V150L46 151V149ZM87 147V148H86ZM95 147H96V149H98V150H96L95 149ZM106 147V148H105ZM199 147V148H198ZM229 147V146H228ZM258 147V148H257ZM35 148H36V150L38 151H36L35 150ZM46 148V149H45ZM50 148V149H51ZM55 148V149H54ZM91 148V149H90ZM92 148H94V149H92ZM105 148V149H104ZM114 148V149H113ZM131 149L130 151H125L126 149ZM141 148V149H140ZM196 148H198L197 150H192V149H196ZM201 148H202V150H204V151H202L201 152ZM247 150V152L245 153V149ZM261 148V149H260ZM8 149H9V151H13L12 152V154H11V152H9L8 151ZM16 149V150H15ZM18 149H19V151H18ZM57 149H58V147H57ZM82 151H81V150ZM135 149V150H134ZM137 149V150H136ZM171 149V150H170ZM176 149V150H175ZM231 149V148H230ZM236 149V150H235ZM79 150V151H78ZM91 150H93V151H91ZM118 152H117V151ZM172 150L173 151H175V152H172ZM192 150V151H191ZM254 150V151H253ZM262 152H261V151ZM15 151V152H14ZM23 151V150H22ZM43 153V151H44V154H40L41 152ZM96 151V152H95ZM103 152V154H102V152ZM140 151V152H139ZM190 151V152H189ZM195 151V152H194ZM197 151V152H196ZM207 151V152H206ZM211 151V152H210ZM221 151V152H220ZM229 151V152H228ZM248 151H250L249 153H248ZM253 151V152H252ZM5 152V153H6ZM31 152H32V154H31ZM33 152H35V153H33ZM45 152H47V153H45ZM76 152H78L79 154L77 155V153ZM83 152H84V154H83ZM95 152V153H94ZM99 152V153H98ZM114 152V153H113ZM131 152V153H130ZM138 152V153H137ZM202 154H201V153ZM228 152V153H227ZM232 152V151H231ZM237 152V153H236ZM26 153H27V155H26ZM37 153V154H36ZM73 154V155H69V154ZM106 153V154H105ZM109 153V154H108ZM113 153V154H112ZM133 153V154H132ZM170 153V154H169ZM172 153V154H171ZM175 153L177 154V155H175ZM212 153V154H211ZM242 153V154H241ZM261 153V154H260ZM33 154H34V156H36V155H38V156H36V157H34L33 156ZM82 154V155H81ZM127 154V155H126ZM198 154H200V155H198ZM209 154V155H208ZM219 154H221L220 156L223 158V159H220L222 162H220V164H217L218 166H216V162H217V160L216 159H214V161H212L213 159V157L214 158H217V159H219L220 157L219 156H217V155H219ZM224 156H223V155ZM230 154V155H229ZM10 155H8V156H10ZM42 155V156H41ZM46 155V156H45ZM77 156V158H76V156ZM79 155H81V156H79ZM93 155H95V156H93ZM171 155H172V157H171ZM185 155H186V151H185ZM193 155H194V157H193ZM214 155H216V156H214ZM226 155V156H225ZM232 155H233V153H232ZM3 156V154L1 155V157ZM40 156V157H39ZM46 157V158H43V157ZM106 156V157H105ZM118 156V157H117ZM175 156H177V157H175ZM200 156L202 157V158H200ZM228 156V157H227ZM252 156V157H251ZM256 156V157H255ZM263 156V157H262ZM4 157V156H3ZM2 157V158H3ZM15 157H16V159H15ZM49 157H51V156H49ZM48 157V158H49ZM88 157V158H87ZM108 157V158H107ZM171 157V158H170ZM191 157H192V161H191ZM229 157H230V159H229ZM258 157H260V158H258ZM9 158H12V157H9ZM36 158H37V160H36ZM66 158V159H65ZM67 158H69V159H67ZM81 158H82V160L84 159V164L83 163H79V161L81 162L82 160H81ZM117 158V159H116ZM190 158V159H189ZM204 158V159H203ZM225 158V159H224ZM234 158H235V160H236V162H234L235 160H234ZM50 159H52V158H50ZM77 159H80V160H78L77 161ZM165 159V160H164ZM167 159V160H166ZM178 159V160H177ZM185 159V160H184ZM199 159V160H198ZM212 159V160H211ZM226 159H227V161H226ZM229 159V160H228ZM240 159V160H239ZM259 159V160H258ZM0 160H2L1 158H0ZM71 160V161H70ZM75 161V162H72V161ZM88 160H90V161H88ZM163 160H164V162H163ZM191 161V162H189L188 163V161ZM215 160H216V162H215ZM117 161V162H119V163H115V162ZM172 161V162H171ZM174 161H176V163L174 162ZM207 161V162H206ZM219 161V160H218ZM226 161V162H225ZM241 161V162H240ZM16 162V163H15ZM70 162V163H69ZM168 162V163H167ZM183 162H186V163H184L185 165H188V166H185L184 164H183ZM194 162V163H193ZM210 162H211V164H210ZM262 162V163H261ZM19 163V164H18ZM37 163V164H36ZM45 163V162H44ZM89 163V164H88ZM110 163H112V164H110ZM120 163H123V164H120ZM130 165H129V164ZM162 163H163V166H162ZM164 163H166V164H164ZM174 163H175V166H173L174 165ZM177 163H179V165L178 166H176L177 165ZM192 163V164H191ZM204 163V164H203ZM214 163H215V167H213L214 166ZM218 163V162H217ZM224 163V164H223ZM227 163V164H226ZM233 163V164H232ZM236 163V164H235ZM238 163H239V166L241 167H238L237 165H238ZM244 163V164H243ZM261 163V164H260ZM36 164V165H35ZM85 164H88V165H85ZM118 164H120V165H122V166H119ZM198 164V165H197ZM208 164V165H207ZM259 164H260V166H259ZM18 165V166H17ZM45 165H46V163H45ZM81 165V166H80ZM84 165V166H83ZM116 165L119 167V168H117L116 167ZM128 165V166H127ZM161 165V166H160ZM168 165V167L166 168V169H168V170H166L165 169V167L164 166H167ZM171 167H170V166ZM193 165V166H192ZM206 165V166H205ZM210 165H211V167H213V169H209L208 168V166L210 167ZM234 165V166H233ZM236 165V166H235ZM47 166V165H46ZM46 166H43L44 168L46 167ZM115 166V167H114ZM157 167V169H156V167ZM180 166H181V168H180ZM195 166H196V169H195ZM202 166V167H201ZM124 167H126V168H124ZM163 167V168H162ZM207 167V168H206ZM210 167V168H211ZM217 167L218 168H222V169H217ZM227 167V168H226ZM233 167V168H232ZM234 167H237V168H234ZM259 167V168H258ZM15 168H18V170L17 169H15ZM20 168V169H19ZM80 168V169H79ZM116 168V169H115ZM170 168L172 169V170H175L174 171V173H172L173 171L172 170H170ZM176 168H178L177 170H176ZM182 168H185V173L184 172H182V174L180 175V173L179 172H181V169ZM198 168L200 169L199 170V173H198ZM202 168V169H201ZM204 168V169H203ZM206 168V169H205ZM229 168H231V169H229ZM246 168H247V170H246ZM46 169L48 170V166L46 167ZM50 169V168H49ZM133 169V170H132ZM186 169H188V170H186ZM207 169H209L210 170V174L211 175H209V174H207V176L205 175V172H207ZM237 170V171H235V170ZM21 170V171H20ZM33 170V171H32ZM78 170V171H77ZM184 170V169H183ZM182 170V171H183ZM197 170V171H196ZM206 170V171H205ZM208 170V171H209ZM214 170H216V172L217 171H219V172H215ZM221 170V171H220ZM233 170V171H232ZM243 170V171H242ZM156 171V172H155ZM166 171H167V173H168V178H170L169 180H168V178H166V176H167V174H165L166 173ZM179 171V172H178ZM195 171V172H194ZM205 171V172H204ZM213 171H214V173H213ZM19 172V173H18ZM45 172V171H44ZM74 172V173H73ZM150 172V173H149ZM165 172V173H164ZM170 172V173H169ZM178 172V173H177ZM187 172V173H186ZM234 172V173H233ZM237 172L239 173V174H241V176L238 178V174H237ZM11 173V172H10ZM32 173V174H31ZM132 173V174H131ZM154 173V174H153ZM157 173L159 174V175H157ZM184 173V174H183ZM198 173V174H197ZM219 173H221V174H219ZM224 173V174H223ZM227 173H228V175H227ZM233 173V174H232ZM250 173V174H249ZM30 174V175H29ZM74 174V175H73ZM129 174V175H128ZM149 174H151V175H149ZM161 174V175H160ZM164 174V176L162 177V175ZM176 175V177H177V179L179 180H181V181H183V182H181L180 180V183L178 182V180L176 179V177H175V175ZM197 174V175H196ZM201 174H203V175H201ZM216 174H218V175H216ZM232 174V175H231ZM242 174H244V175H242ZM31 175H33V176H35V177H31ZM96 175H98V177L96 176ZM100 175V176H99ZM166 175V176H165ZM183 175H187L186 177L185 176H183ZM200 175V176H199ZM211 176V178H209L210 179V181L208 182V180L209 179H207L209 176ZM73 176V177H72ZM104 176V177H103ZM130 176V177H129ZM193 176H194V178H193ZM218 176H220V177H218ZM237 176V179H234L235 177ZM246 176V177H245ZM256 176V177H255ZM257 176H259V177H257ZM36 177L38 178V179H36ZM42 177V176H41ZM98 178V179H96V178ZM135 177H137V178H135ZM154 177V178H153ZM157 177V178H156ZM165 177V178H164ZM173 179H172V178ZM183 177V178H182ZM190 177H192V179L190 178ZM196 177V178H195ZM199 177H200V180H201V182H199ZM204 179H203V178ZM216 177V178H215ZM218 177V178H217ZM228 177H229V179H228ZM255 177V178H254ZM30 178H35V179H32V181L30 180ZM187 178V179H186ZM206 178V179H205ZM243 178V179H242ZM261 178V180H263ZM8 179H9V177H8ZM94 179L96 180V181H94ZM101 181H100V180ZM131 179V180H130ZM166 179V180H165ZM234 179V180H233ZM6 180V179H5ZM29 180V181H28ZM33 180L34 181H36V183L37 184H39V187H38V185H37V189H36V191H35V188H36V183L35 182H33ZM46 181V184H47V186H46V184H45V187L43 188V189H46L47 187H48V185L49 184H51V185H49V187L51 186V188H53L54 187V185H53V187H52V184H53V182H49V181ZM98 180V181H97ZM104 180V181H103ZM156 180V181H155ZM197 180V181H196ZM203 180V181H202ZM212 180H214V182L212 181ZM238 180H239V182H240V184L238 183ZM247 180V181H246ZM261 180H259V182H261L260 184H263L262 183V181ZM71 181V182H70ZM136 181V182H135ZM152 181V182H151ZM164 181V182H163ZM170 181V182H169ZM174 181V182H173ZM196 182V184L194 183V182ZM212 181V182H211ZM229 181V182H228ZM241 181H243V182H241ZM29 182V183H28ZM34 184L35 183V185H33L32 183ZM59 182V183H58ZM72 182H73V184H72ZM74 182H76V183H74ZM97 182V183H96ZM169 182V183H168ZM203 182H205V186H208V187H203L204 186V184H203ZM259 182H257L256 183V185H258V183ZM264 182V181H263ZM8 183V184H7ZM20 183V184H19ZM133 183V184H132ZM174 183V184H173ZM197 183H199V184H201L200 185V188H198V185L199 184H197ZM214 183V185H212ZM228 183V184H227ZM246 183V184H247ZM3 184V183H2ZM136 184H137V186H136ZM148 184V185H147ZM170 184V185H169ZM240 186H239V185ZM11 185V186H10ZM26 185H27V187H26ZM35 186V187H33V186ZM60 185V186H59ZM74 185V186H73ZM158 185V186H157ZM173 187H172V186ZM194 185H197V187L196 186H194ZM213 187H212V186ZM217 185V186H216ZM264 185V184H263ZM30 186V187H29ZM31 186H32V188H31ZM72 186V187H71ZM78 186V187H77ZM149 186V187H148ZM161 188H160V187ZM179 186V187H178ZM186 186V187H185ZM188 186V187H187ZM191 186H192V188H191ZM236 186V187H235ZM59 187H61V188H59ZM63 187V188H62ZM139 187V188H138ZM148 187V188H147ZM171 187V188H170ZM182 187V188H181ZM212 187V188H211ZM214 187H216V188H214ZM230 187V188H229ZM239 187H242V188H239ZM14 188V189H13ZM17 188V189H16ZM39 188V189H38ZM125 188V189H124ZM135 188V189H134ZM173 188V189H172ZM196 188H198L199 190H195ZM233 188V189H232ZM264 188V186L262 187V185H261V188H260V186L258 185V189H260V191L262 190ZM32 189V190H31ZM54 189V188H53ZM123 189V190H122ZM131 189H132V191H131ZM152 189V190H151ZM162 189V190H161ZM164 189V190H163ZM185 189H186V191H185ZM194 190L193 191V193H195V194H193L192 192H190V190ZM209 189L211 190V192H209ZM223 189V190H222ZM5 190V191H4ZM16 190V191H15ZM28 190V191H27ZM46 190H49V189H46ZM126 190H128V191H126ZM147 190V191H146ZM149 190V191H148ZM151 190V191H150ZM155 190H156V192H155ZM203 190H205L204 191V193H205V197L204 196H202V195H204V194H202L203 193ZM206 190H207V193H206ZM214 190V191H213ZM216 190V191H215ZM218 190V191H217ZM229 190V191H228ZM232 190V191H231ZM30 191V192H29ZM34 191V192H33ZM43 191H45V190H43ZM50 191H51V189H50ZM123 191H124V193H123ZM167 191V192H166ZM197 191V192H196ZM212 191H213V193H212ZM222 193H221V192ZM236 191V192H235ZM238 191V192H237ZM245 191V192H244ZM26 192V193H25ZM37 192V193H38ZM46 192V191H45ZM125 192H129L128 194L127 193H125ZM158 192V193H157ZM166 195L168 192V194L165 196L163 193ZM190 192V193H189ZM15 193V194H14ZM23 193V194H22ZM29 193V194H28ZM31 193V194H30ZM47 193V192H46ZM140 193V194H139ZM187 193V194H186ZM192 193V195H193V197H192V195H190ZM198 193V194H197ZM212 193V194H211ZM216 193V194H215ZM224 193V194H223ZM238 193V194H237ZM242 193V194H241ZM17 194V195H16ZM27 194H28V196H27ZM33 194V195H32ZM39 194V193H38ZM121 194H122V196H121ZM220 194H221V196H220ZM11 195V196H10ZM14 195V196H13ZM24 195V196H23ZM30 195V196H29ZM137 195H138V197H137ZM151 195H152V197H151ZM162 197H161V196ZM200 195H201V197L203 198H201L200 197ZM207 195H208V197H209V195H210V197L208 198L207 197ZM212 195V196H211ZM215 195V196H214ZM33 196V197H34ZM153 196H154V198L155 199H153ZM156 196H157V198H156ZM175 198H174V197ZM189 196H190V198H189ZM200 198H199V197ZM219 196V197H218ZM230 196V197H229ZM233 196V197H232ZM238 197V198H236V197ZM61 197L59 198L60 200H61ZM86 197H89V198H86ZM140 197V198H139ZM167 198L168 197V199H165V198ZM197 197H198V199H197ZM212 197V198H211ZM17 198V199H16ZM148 198V199H147ZM162 198V199H161ZM217 198V199H216ZM241 198V199H240ZM27 199H30V200H27ZM59 199L57 200V201H59ZM151 199V200H150ZM159 199H160V201H159ZM176 199V200H175ZM237 199V200H236ZM148 200V201H147ZM166 200H168L167 201V203H166ZM169 200H171V201H169ZM202 200H203V202H202ZM215 200V201H214ZM241 200H242V202H241ZM26 201H28V202H26ZM63 201V200H62ZM63 201V202H64ZM162 201V202H161ZM174 201H175V203H174ZM186 201H188V202H186ZM200 203H199V202ZM216 203H214V202ZM221 201V202H220ZM21 202H23V203H21ZM87 202V201H86ZM141 203V205H140V203ZM146 202H147V204H146ZM154 202H156V203H154ZM161 202V203H160ZM170 204V206L169 205H167V206H165L166 204ZM210 202V203H209ZM2 203V204H1ZM108 203V204H107ZM112 203V204H111ZM158 203V204H157ZM191 203V204H190ZM207 203H209V204H207ZM226 203V204H225ZM23 204V205H22ZM114 204V205H113ZM139 204V205H138ZM165 204V205H164ZM178 204V205H177ZM207 204V205H206ZM213 204V205H212ZM224 204V205H223ZM230 205V208H229V205ZM242 204V205H241ZM91 205V204H90ZM115 207V205H116V210H115V208L113 207V206ZM153 205V206H152ZM158 205V206H157ZM185 205H187V206H185ZM190 205V206H189ZM215 205H216V207H215ZM103 207V209H101V207ZM157 206V207H156ZM205 208H204V207ZM206 206H209V208H210V210H209V208H208V210L206 209ZM211 206V207H210ZM228 206V207H227ZM96 207V206H95ZM149 207V208H148ZM162 207H164V208H162ZM176 207V208H177ZM184 207H186V208H184ZM200 207H202L204 210H202V208H200ZM220 207V208H219ZM224 207V208H223ZM233 209H232V208ZM3 208V209H2ZM15 208V209H14ZM20 208H21V210H20ZM97 208V207H96ZM109 208H107V209H109ZM154 208V209H153ZM190 208V209H189ZM223 210H222V209ZM227 208V211L225 210L224 211V209H226ZM246 208V209H245ZM106 209V210H107ZM120 209V210H119ZM156 209V210H155ZM189 209V210H188ZM196 209H197V211H196ZM20 210V211H19ZM159 210H161V211H159ZM162 210H164V211H162ZM182 210V211H181ZM94 211V210H93ZM119 213H117V212ZM185 211V212H184ZM200 211V212H199ZM203 211V212H202ZM205 211V212H204ZM221 211V212H220ZM247 211V212H246ZM17 212V213H16ZM96 212H97V210H96ZM122 214H121V213ZM161 212V213H160ZM162 212H163V214H162ZM193 215H191L190 213ZM246 212V213H245ZM98 213V212H97ZM97 213H96V216H97ZM101 213H98V215L99 214H101ZM167 213H169L168 211H167ZM194 213H196V214H194ZM201 213V214H200ZM203 213V214H202ZM210 213H212V214H210ZM228 213V214H227ZM1 214H4V218H3V216H1ZM9 214H11V216H9ZM116 214H118V217L116 216ZM120 215H121V217H124V219H122V218H120ZM157 215V216H156ZM161 215H162V217H161ZM180 215V216H179ZM184 217H183V216ZM187 215H189L190 217H192V219L189 217L188 218V216ZM199 215V216H198ZM214 215V216H213ZM232 215H235V216H238V217H232ZM211 216V217H210ZM224 216V217H223ZM228 216V217H227ZM229 216H231L232 218H234L233 220H234V222H233V220H232V218L231 217H229ZM241 216V217H240ZM131 217H132V220H131ZM158 217V218H157ZM173 217V219H175ZM205 217V216H204ZM217 217V218H216ZM219 217V218H218ZM223 217V218H222ZM6 218V219H7ZM182 219V221H181V219ZM185 218V219H184ZM205 218V219H206ZM215 218H216V220H215ZM220 218H222L223 220H224V222L226 223H224L223 222V224H222V219H220ZM229 218V219H228ZM238 219V220H236V219ZM118 219H119V222H117L118 221ZM121 219V220H120ZM159 219V220H158ZM217 219H218V221H217ZM127 221V222H124V221ZM154 220V221H153ZM227 220L228 221H230V223H228L227 222ZM112 221V220H111ZM123 223H122V222ZM129 221H132V222H129ZM158 221V222H157ZM171 221V220H170ZM169 221V222H170ZM212 221V222H213ZM249 221V222H248ZM117 222V223H116ZM153 222H154V224H153ZM157 222V223H156ZM160 222V223H159ZM165 222V223H164ZM233 222V223H232ZM121 223V224H120ZM131 225H129V224ZM132 223H133V225H132ZM219 223V222H218ZM238 225H237V224ZM124 224V225H123ZM136 224V225H135ZM54 225H55V223H54ZM121 225V227H119ZM127 225V226H126ZM153 225V226H152ZM228 225H229V227H228ZM233 225H235L234 227H233ZM250 225V226H249ZM115 226H116V228H115ZM128 226H130V227H128ZM137 226H138V228H137ZM160 226V227H159ZM167 226V227H166ZM262 226H264V225H261V227ZM118 227V228H117ZM165 227V228H164ZM173 227V226H172ZM233 227V228H232ZM252 227V228H251ZM261 227H260V229L259 228H257V232H260L261 234H259V235H264V228H263V230H261ZM117 229V230H115V229ZM123 228V229H122ZM129 228V229H128ZM131 228V229H130ZM238 228V229H237ZM155 229H156V231H158V233H155L156 231H155ZM226 229H227V234H226ZM250 229V230H249ZM118 230V231H119ZM125 230H126V232H125ZM143 230V231H142ZM229 230V231H228ZM238 230V231H237ZM133 231V232H132ZM150 231H152V232H150ZM155 231V232H154ZM212 231V230H211ZM237 231V232H236ZM263 231V232H262ZM125 232V233H124ZM144 232H145V234H144ZM183 232H184V230H183ZM230 232V233H229ZM234 232H235V234H234ZM117 233V232H116ZM159 233H161V234H159ZM164 233V234H163ZM229 233V234H228ZM237 233V234H236ZM263 233V234H262ZM10 234V233H9ZM114 234V233H113ZM130 234V235H129ZM150 234V235H149ZM155 234H158V235H155ZM176 235L175 233H174V231H173V233H171V235ZM210 234V233H209ZM231 234V235H230ZM8 235V234H7ZM15 234H11L10 236H9V238H8V236H6L7 237V240H6V238H5V240H6V243L4 242H0V247H1V245H2V247L0 248V264H13L12 262H15V263H17V264H25L24 262H22V260H21V258H20V255L18 256L19 258H17V259H19L21 262H19V260H17L16 258V261H15V259L14 258H12V255H10V254H13L12 253V251H14V249H15V240H17L16 238H15V236H14ZM33 235L34 234H32V235H30L31 236V238H30V236H28V238H26L25 239V242H24V244H23V242H22V244L23 245H27L28 244V241L30 240V239H32V240H30V243L31 242H33L34 241V238H35V241H36V239H38V238H36L35 236L36 235H34V238H32L33 237ZM121 235V234H120ZM119 235V237L121 238V236ZM128 235V236H127ZM132 235V236H131ZM144 235V237H142ZM147 235V236H146ZM201 235H204V233L203 234H201ZM14 236V237H13ZM161 236V237H162ZM254 236V235H253ZM116 237V238H115ZM118 237V238H119ZM123 237V236H122ZM125 237H123V238H125ZM128 237H130V239H128ZM217 237V238H216ZM233 237L231 238V239H233ZM245 237V238H244ZM264 237V236H263ZM10 238H11V240H10ZM15 238V239H14ZM141 238H142V240H141ZM146 238V239H145ZM58 239V238H57ZM145 239V240H144ZM210 239V240H211ZM213 239V240H214ZM230 239V240H231ZM235 239V238H234ZM252 240V242H251V240ZM262 239H264V238H262ZM115 240V243L113 242ZM121 240V239H120ZM140 240H141V242H140ZM222 240V239H221ZM255 240V241H254ZM27 241V242H26ZM122 241V240H121ZM121 241H119V242H121ZM234 241H236V240H234ZM236 241V242H237ZM125 242V241H124ZM123 242V243H124ZM229 242V241H228ZM237 242V243H238ZM255 242V243H254ZM1 243H3V244H1ZM8 243H11V244H9L8 245ZM26 243V244H25ZM127 243H124L123 245H125V244H127ZM136 243H138V245L137 246H135V244ZM140 243V244H139ZM231 243H233L232 241H231ZM250 243H251V245H250ZM262 244H264L263 243V240H262V242H261ZM59 244V245H58ZM58 246H60V244H62V243H60V242H58ZM113 244V245H112ZM117 245L119 244V243H116ZM142 244V245H141ZM239 244V243H238ZM248 244H249V246H248ZM255 244V245H254ZM5 245H8V246H5ZM23 245H22V247H23ZM122 245V246H123ZM131 245V246H130ZM134 247H133V246ZM140 245V246H139ZM247 245V246H246ZM257 245V246H256ZM259 245H260V247H259ZM12 248H10V247ZM28 246H29V244L27 245V246H25V248H26V250H27V248H28ZM112 246V247H111ZM120 246V245H119ZM121 246V247H122ZM144 246V247H143ZM5 247V248H4ZM109 247V248H108ZM115 247H116V245H115ZM128 247V248H127ZM129 247H131V249L129 248ZM140 247V248H139ZM243 247H246V248H248V249H250V247H251V249L250 250H248V251H250V252H252V253H250V252H248V255L247 256H245V254H246V248L245 249H243ZM259 247V248H258ZM4 248V249H3ZM25 248L23 247V249L25 250ZM255 248V249H254ZM109 249V250H108ZM112 249V250H111ZM241 249H243V251L245 252V254L244 253H242L241 252ZM257 250V251H254V250ZM258 249H262L263 251H261V253H259L260 251H258ZM125 251V252H124ZM1 252H3V253H1ZM10 252V253H9ZM104 252V253H103ZM107 252V253H106ZM111 252V253H110ZM117 252V253H116ZM124 252V253H123ZM141 252V253H140ZM172 253L171 255L174 257V255L175 256H177V257H174V259H172L173 257L172 256H170V254H169V256H168V254L167 253ZM256 252H258V254L256 253ZM22 253V252H21ZM20 253V254H21ZM105 253L107 254L106 256H105ZM113 253H114V255H113ZM163 253H164V255H165V253H166V255L164 256L163 255ZM182 253V254H181ZM24 254V253H23ZM111 254V255H110ZM242 254L245 256L244 258H246L245 260L246 261H243L242 260ZM261 254V255H260ZM22 255V254H21ZM161 255H163V256H161ZM210 255V254H209ZM209 255H201L200 254V256L198 255V257H192L193 259H192V261H193V263L191 262V261H189V262H187V261H185V260H183V261H180L181 263L180 264H190V262H191V264H194V262H195V260H196V262L197 263H200V264H216V262L214 263L213 262V260L211 259V257L209 256ZM262 255V256H263ZM5 256V257H4ZM7 256H8V259H7ZM10 256H11V259H10ZM109 256H110V258H109ZM202 256V257H201ZM254 257V258H256V259H254V258H252V257ZM256 256V257H255ZM261 256V257H262ZM42 257V259H44L43 258V256H41ZM170 257V258H169ZM172 257V258H171ZM184 257V256H183ZM251 257V259L249 260V258ZM264 257V256H263ZM39 258V257H38ZM167 258V260H165ZM176 258V259H175ZM200 258L201 259H203V260H205V261H202V260H200ZM207 258V259H206ZM12 259H14V261L12 260ZM41 259V258H40ZM39 259V260H40ZM41 259V260H42ZM107 261H106V260ZM172 259V260H171ZM184 259H186V257H184ZM252 259L254 260V261H252ZM4 260V261H3ZM6 260V261H5ZM8 260H10L9 261V263H8ZM38 259L36 260L37 262L39 261ZM39 261L41 264L43 263V264H45L43 261L44 260H42V261ZM159 260V261H158ZM263 260H264V258H262V263H263ZM147 261V262H146ZM161 261V262H160ZM166 261V262H165ZM170 263H169V262ZM178 261H177V263H178ZM212 261V263H210ZM252 261V262H251ZM6 262V263H5ZM19 262V263H18ZM37 263V264H40V263ZM163 262V263H162ZM165 262V263H164ZM195 262V263H196ZM32 263H34V262H32ZM196 263V264H197ZM27 264V263H26ZM81 264H84V263H81ZM179 264V263H178Z\"/></svg>",
  "mask_w": 264,
  "mask_h": 264
},
{
  "label": "bare ground",
  "instance_id": "6f19581e",
  "mask_svg": "<svg viewBox=\"0 0 264 264\" xmlns=\"http://www.w3.org/2000/svg\"><path fill=\"white\" fill-rule=\"evenodd\" d=\"M10 1V3H11V1L12 0H9ZM19 1V0H18ZM33 1H35V0H33ZM46 1H50V0H38V2H39V4H36V6L34 5V6H32L31 8L29 7V8H25L26 10H27V14H29V17H31V14H30V11L31 12H33L34 10L37 12V13H39L40 12V10L41 9H44V5L46 4ZM51 1H53V0H51ZM127 1V0H126ZM156 1V0H155ZM158 1V0H157ZM228 1V0H227ZM230 1V0H229ZM250 1V0H249ZM4 2H5V0L3 1V6H6L7 4V2H5V4L6 5H4ZM15 2V1H14ZM21 2H22V0H21ZM24 2V1H23ZM28 2H30L29 0H28ZM133 2H135V1H133ZM159 2V1H158ZM157 2V3H158ZM171 2H173V1H171ZM231 2V1H230ZM248 2V1H247ZM247 2H246V4H247ZM16 3H17V1H16ZM19 3V2H18ZM26 3H27V1H26ZM36 3V2H35ZM56 3V2H55ZM132 3V2H131ZM136 3V2H135ZM155 3V2H154ZM153 3V4H154ZM156 3V4H157ZM210 3V2H209ZM219 3V2H218ZM245 3V2H244ZM0 4H1V2H0ZM12 4H15V3H12ZM29 4V3H28ZM82 4H84V2L82 3ZM130 4V3H129ZM138 4V3H137ZM152 4V3H151ZM161 4V3H160ZM241 4V3H240ZM11 5V4H10ZM17 5V4H16ZM19 5H20V3H19ZM148 5V4H147ZM159 5V4H158ZM171 5V4H170ZM206 5H208V4H206ZM233 5V4H232ZM235 5H236V3H235ZM245 5V4H244ZM258 5V4H257ZM256 5V6H257ZM1 6V5H0ZM2 6V7H3ZM13 6V5H12ZM11 6V7H12ZM49 6V5H48ZM48 6H46V7H48ZM54 6V5H53ZM128 6V5H127ZM132 6V5H131ZM133 6H135V4H133ZM154 6V5H153ZM161 6H163V5H161ZM239 7L241 6V5H238ZM238 6H236L237 7V9H238ZM245 6H247V5H245ZM10 7V6H9ZM88 7H89V5H88ZM235 7V8H236ZM241 7H243V5L241 6ZM248 8V10L250 9L249 8V6H247ZM258 7V6H257ZM4 8V7H3ZM2 8V9H3ZM8 8V7H7ZM87 8V7H86ZM260 8V7H259ZM1 9V8H0ZM5 9H6V7H5ZM133 9V8H132ZM134 9H135V7H134ZM158 10L160 9V8H157ZM165 9H166V7H165ZM164 9V10H165ZM170 9V8H169ZM234 9V8H233ZM240 9V8H239ZM246 8H244V10H245ZM251 9H252V7H251ZM255 10H256V8H254ZM4 10V9H3ZM9 10H10V8H9ZM17 10V9H16ZM25 10V11H26ZM29 10V11H28ZM157 10V11H158ZM171 10V9H170ZM200 10H202V8L200 9ZM5 11V10H4ZM11 11V10H10ZM22 11H23V9H22ZM51 11V10H50ZM123 11V10H122ZM138 11H140L139 10V8L137 9V12ZM240 11V10H239ZM250 12H251V10H249ZM7 12H8V9H7ZM6 12V13H7ZM14 12V11H13ZM16 12H18V10L16 11ZM24 12V11H23ZM112 12V9H111V11H110V13ZM134 12V11H133ZM162 12H163V10H162ZM161 12V10H159V13L158 14H161L162 13ZM166 12V11H165ZM164 12V13H165ZM173 12V11H172ZM204 12V11H203ZM203 12H201V14L203 13ZM242 12V11H241ZM248 12V11H247ZM5 13V12H4ZM15 13V12H14ZM33 13H35V12H33ZM32 13V14H33ZM47 13V12H46ZM107 13V12H106ZM157 13H156V16H157ZM238 13V12H237ZM243 13V12H242ZM249 13V12H248ZM248 13H246V14H248ZM252 13V12H251ZM250 13V14H251ZM0 14H1V12H0ZM8 14V13H7ZM11 14V13H10ZM139 14V13H138ZM151 14V13H150ZM170 14H172V16H173V13H171V11H170ZM245 14V13H244ZM250 14H249V16H250ZM13 15V14H12ZM62 15V14H61ZM103 15V14H102ZM110 15H113V14H110ZM131 15V14H130ZM134 15H136V14H133V16ZM162 15V14H161ZM160 15V16H161ZM176 14H174V16H175ZM233 15V14H232ZM4 16H6V14L5 15H2V16H0V75H2V78H1V83L2 84H0V86L1 87H3V84H4V87H3V89L1 90L0 89V104L2 103V106H4L5 108H7V107H11V105H9V106H7L8 104H9V100H10V95H11V93L14 91L12 88H11V83L9 82V83H7L8 81H11L12 82V80H15V79H12L13 77H16V73L15 74H13L12 72H15L16 70V68L13 66V65H15V66H17L18 65V61L20 60H18L17 59V61L15 60V57H14V54L12 55V50H13V48H12V45L14 44V42L13 43H11V38L13 37L12 35L14 34V31L17 29L18 30V28H16L17 26H19L18 25V23H19V19H17V18H15V17H12L11 19H6ZM28 16V15H27ZM32 16H34V15H32ZM43 16V15H42ZM97 16V15H96ZM106 16V15H105ZM121 16V15H120ZM138 16V15H137ZM141 16V15H140ZM140 16H138V18L140 17ZM163 16V15H162ZM255 16V15H254ZM257 16V15H256ZM25 16H22V20L24 21V20H26V21H29V20H31V19H29L28 17L25 19L24 18ZM45 17V16H44ZM58 17H60V16H58ZM149 17V16H148ZM152 17V16H151ZM167 17V16H166ZM235 17V16H234ZM253 17V16H252ZM264 17V16H263ZM7 18H8V16H7ZM35 17H32V19H34ZM40 18V17H39ZM45 18H47V17H45ZM52 18V17H51ZM96 19H98V24H99V20L101 19V17H95ZM109 18V17H108ZM131 18V17H130ZM136 18V17H135ZM141 18H142V16H141ZM140 18V19H141ZM161 18V17H160ZM160 18L158 19L157 17H156V19L155 20H157V21H161L160 20ZM174 18V17H173ZM239 18V17H238ZM251 18V17H250ZM20 19H21V17H20ZM36 19H37V22H38V18L36 17ZM36 19H35V21H36ZM41 19H42V17H41ZM84 19V18H83ZM95 19V20H96ZM104 19V20H103ZM103 19H101L102 21H105V23L108 21L107 20V17L106 18H104V16H103ZM126 19V18H125ZM140 19H137V20H140ZM152 20H153V18H151ZM163 19V18H162ZM164 19H166V18H164ZM243 19V18H242ZM21 20V21H22ZM110 20V19H109ZM40 21V20H39ZM41 21H44V20H41ZM40 21V22H41ZM61 21V20H60ZM90 20H88V22H89ZM97 21V20H96ZM114 21V20H113ZM121 21H122V19H121ZM126 21H127V19H126ZM129 21V20H128ZM135 21H136V19H135ZM143 21V20H142ZM147 21V20H146ZM163 21V20H162ZM166 21V20H165ZM168 21V20H167ZM209 21V20H208ZM247 21V20H246ZM245 21V22H246ZM261 21V20H260ZM39 22V23H40ZM91 22V21H90ZM89 22V23H90ZM101 22V21H100ZM112 22V21H111ZM115 22V21H114ZM145 22V21H144ZM150 22V21H149ZM156 22V21H155ZM243 22V21H242ZM241 22V23H242ZM250 22H252L251 20H250ZM28 23V22H27ZM29 23H31L30 21H29ZM42 23V22H41ZM52 23V22H51ZM97 23V22H96ZM101 23H103V22H101ZM108 23V22H107ZM106 23V25H109V24H107ZM115 23H117V22H115ZM134 23H136V22H133V24ZM159 23V22H158ZM167 23V22H166ZM165 23V24H166ZM170 22H168V24H169ZM244 23V22H243ZM261 23V22H260ZM263 23V22H262ZM20 24V23H19ZM31 24H33V22L31 23ZM63 24V23H62ZM121 24V23H120ZM138 24V23H137ZM164 24V23H163ZM238 24V23H237ZM23 25H24V22H23ZM50 25V24H49ZM52 25V24H51ZM103 25H105L104 23H103ZM114 24L112 23V25L111 26H113ZM119 25V24H118ZM123 25V24H122ZM145 25V24H144ZM148 25V24H147ZM159 25H161V24H159ZM171 25V24H170ZM213 25V24H212ZM251 25V24H250ZM262 25H264V24H262ZM128 26V25H127ZM135 26H137V25H135ZM139 26V25H138ZM141 26H143V24L141 25ZM164 26V25H163ZM173 26V25H172ZM176 26V25H175ZM241 26V25H240ZM20 27H21V25H20ZM66 27V26H65ZM166 27V26H165ZM211 27V26H210ZM243 27V26H242ZM262 27V26H261ZM16 28V29H15ZM54 28V27H53ZM116 28V27H115ZM119 28H120V26H119ZM119 28H117V29H119ZM127 28V27H126ZM126 28H124L123 27V29H126ZM135 28V27H134ZM138 28V27H137ZM170 28V27H169ZM215 28V27H214ZM15 29V30H14ZM75 29V28H74ZM110 29V28H109ZM108 29V30H109ZM112 29V28H111ZM129 29V28H128ZM136 29V28H135ZM209 29H211V28H209ZM208 29V30H209ZM242 29V28H241ZM246 29V28H245ZM249 29V28H248ZM51 30H53V29H51ZM72 30V29H71ZM107 30V29H106ZM141 30V29H140ZM149 30V29H148ZM157 30V29H156ZM208 30H206V31H208ZM237 30V29H236ZM33 31V30H32ZM65 31V30H64ZM86 31V30H85ZM102 31H104V27H103V30ZM101 31V32H102ZM123 31V30H122ZM139 31V30H138ZM238 31V30H237ZM18 32V31H17ZM66 32V31H65ZM69 32V31H68ZM73 32V31H72ZM71 32V33H72ZM77 32V31H76ZM75 32V33H76ZM83 32V31H82ZM124 32V31H123ZM246 32V31H245ZM19 33V32H18ZM74 32H73V34H75ZM78 33V32H77ZM76 33V34H77ZM84 33V32H83ZM87 33V32H86ZM100 33V32H99ZM105 33L106 32H104L103 34L105 35ZM111 33H113V32H111ZM117 33V32H116ZM127 33L128 34H130V32H129V30L127 31ZM140 33V32H139ZM142 33V32H141ZM241 33V32H240ZM15 34H17V33H15ZM50 35H51V33H49ZM75 34V35H76ZM88 34V33H87ZM102 34V33H101ZM103 34H102V36H103ZM122 34V33H121ZM146 34V33H145ZM65 35V34H64ZM70 35H72V34H70ZM75 35H73L74 37H75ZM84 35V34H83ZM83 35H81V36H83ZM110 35V34H109ZM120 35V34H119ZM130 35H133L132 34V32H131V34ZM232 35V34H231ZM254 35H255V33H254ZM77 37L79 36V35H76ZM81 36H79V38L81 37ZM88 35H86V37H87ZM107 36V35H106ZM113 36V35H112ZM112 36H110V37H112ZM115 36V35H114ZM117 36V35H116ZM127 36H129V35H127ZM243 36V35H242ZM14 37H15V35H14ZM70 37V36H69ZM74 37H72V38H74ZM100 37V36H99ZM105 37V36H104ZM124 37H126L125 35H124ZM131 37H133V36H131ZM140 37V36H139ZM214 37V36H213ZM254 37V36H253ZM66 38V37H65ZM101 38V37H100ZM109 38V37H108ZM107 38V39H108ZM113 38H115V37H113ZM119 38V39H118ZM117 38V40H115V41H120L121 39H120V36ZM128 37H126V38H123L122 37V39L124 40H126ZM134 38H136V40H137V37H134ZM13 39V38H12ZM69 39V38H68ZM81 39H83L82 37H81ZM81 39L79 40V41H81ZM88 39V38H87ZM110 39V38H109ZM130 39V40H129ZM129 39H127L128 40V42H130V44L133 42V41H136L135 39H133V38H130L129 37ZM131 39L133 40L132 42H131ZM90 40V39H89ZM94 40H96V39H94ZM114 40V39H113ZM124 40V41H125ZM126 40V41H127ZM139 40V39H138ZM253 40V39H252ZM256 40V39H255ZM97 41V40H96ZM122 41V40H121ZM124 41H123V43H124ZM125 41V42H126ZM142 41V40H141ZM8 42H9V45H8ZM137 42V41H136ZM139 42V41H138ZM145 42V41H144ZM254 42V41H253ZM69 43V42H68ZM74 43H75V41H74ZM77 43V42H76ZM112 43V42H111ZM146 43V42H145ZM11 44V45H10ZM70 44H72V43H69V45ZM113 44V43H112ZM119 44V43H118ZM142 44V43H141ZM17 45V44H16ZM80 45V44H79ZM93 45H95V44H93ZM100 45V44H99ZM98 45V46H99ZM115 45V44H114ZM121 45V43L119 44V46ZM124 45V44H123ZM122 45V46H123ZM127 45V44H126ZM129 45V44H128ZM136 45H138V44H135V47L136 48H138ZM11 46V47H10ZM15 46V45H14ZM20 46V45H19ZM110 46H112L111 44H110ZM118 46V47H119ZM139 46V45H138ZM252 46V45H251ZM16 47H18V46H16ZM94 47V46H93ZM130 47V46H129ZM140 47V46H139ZM255 47H257V46H255ZM10 48H12V50L10 49ZM18 48H20V47H18ZM134 48V47H133ZM135 48V49H136ZM142 48V47H141ZM258 48V47H257ZM264 48V47H263ZM63 49V48H62ZM81 49V48H80ZM94 49V48H93ZM116 50H118L117 48H115ZM126 49V48H125ZM129 49V48H128ZM128 49H127V52H128ZM260 49V48H259ZM11 50V52H9ZM16 50V49H15ZM18 50V49H17ZM16 50V51H17ZM66 50V49H65ZM75 50V49H74ZM99 50V49H98ZM147 50V49H146ZM258 50V49H257ZM19 51H20V49L18 50V53H19ZM22 51V50H21ZM20 51V52H21ZM93 51V50H92ZM105 51V50H104ZM114 51V50H113ZM112 51V52H113ZM133 51H134V49H133ZM136 51V50H135ZM134 51V52H135ZM148 51V50H147ZM74 52V51H73ZM80 52H82V51H80ZM79 52V53H80ZM90 52V51H89ZM106 52H108V51H106ZM122 51H120V53H121ZM131 52V51H130ZM15 53V52H14ZM17 53V52H16ZM77 53V52H76ZM103 53L104 52H102V54L101 53H99V54H97L96 52L95 53H89L90 55H88V56H90V57H92L91 55H93L94 56V58H95V55H100V56H96V58H99L100 59V57L101 58H107L108 59V53L106 54L107 56H105V54L103 55ZM114 53V52H113ZM116 53H117V51H116ZM125 53V52H124ZM137 53H138V51H137ZM137 53H135V55L137 54ZM20 54V53H19ZM24 54V53H23ZM82 54V53H81ZM111 54V53H110ZM118 54V53H117ZM127 54H130V53H127ZM126 54V55H127ZM143 54V53H142ZM16 55H18V54H15V56ZM125 55V54H124ZM125 55V56H126ZM132 55V54H131ZM144 55V54H143ZM259 55V54H258ZM68 55H64L63 57H64V59H66L65 57H67ZM85 56V55H84ZM119 56V55H118ZM128 56V55H127ZM17 57V56H16ZM18 57H19V55H18ZM82 57V56H81ZM116 57H117V55H116ZM139 57V56H138ZM141 57V56H140ZM257 57V56H256ZM68 59H69V56L67 57ZM82 58H85V57H82ZM119 58V57H118ZM133 58V57H132ZM253 58V57H252ZM254 58H255V56H254ZM13 59L16 61H13ZM67 59V60H68ZM74 60H75V58H73ZM111 59V58H110ZM114 59V58H113ZM113 59H111L112 61H113ZM257 59H258V57H257ZM66 60V61H67ZM70 60V59H69ZM90 60V59H89ZM96 60V59H95ZM104 60V59H103ZM114 60H116V59H114ZM122 60V59H121ZM121 60H119V65H118V63H116L115 61H114V63H116L117 65L116 66H119L120 67V65H122V66H125V63L123 64V63H121ZM244 60V59H243ZM25 61V60H24ZM76 61V60H75ZM87 61H88V59H87ZM123 61V60H122ZM23 62V61H22ZM71 62V61H70ZM72 62H73V60H72ZM104 62V61H103ZM117 62H118V60H117ZM128 62V61H127ZM126 62V63H127ZM147 62V61H146ZM16 63H17V65H16ZM21 63V62H20ZM19 63V64H20ZM29 63V62H28ZM37 63V62H36ZM65 63V62H64ZM78 64V65H74V64ZM74 64H73V66L71 65L70 67L68 66V68H71V67H73V68H71L70 70H65L66 72L65 73H63V78H64V81H63V84H64V86L66 87V89L65 90H67V87H68V89H70L69 87H71L72 86V88L73 87H76L77 85L75 84L76 82H77V84L78 85H80V86H89V87H93V86H91V82H93L92 81V79H93V77H92V75H91V71H88L87 69L85 70L84 68H85V66H83V64L84 63H82V64H79V63H77V62H75ZM91 63V62H90ZM121 63V64H120ZM22 64H24V63H22ZM66 64L68 65L69 63H68V61L66 62ZM105 64V63H104ZM103 64V65H104ZM133 64V63H132ZM254 63H252V65H253ZM21 65V64H20ZM25 65V64H24ZM30 65V64H29ZM42 65V64H41ZM86 66H87V64H85ZM102 65V64H101ZM102 65V66H103ZM244 65V64H243ZM251 65V66H252ZM256 65V64H255ZM10 68H9V67ZM28 66V65H27ZM32 66V65H31ZM144 66V65H143ZM156 66V65H155ZM245 66V65H244ZM8 67V68H7ZM13 67L15 68L14 70H12L13 69ZM20 67V66H19ZM40 67V66H39ZM99 67V66H98ZM106 67H108L107 65H106ZM249 67H250V65H249ZM252 67H254V66H252ZM262 67V66H261ZM25 66H23L22 67V69H24L25 70ZM67 68V69H68ZM87 68V67H86ZM100 68V67H99ZM103 68H105V66L103 67ZM145 68H146V66H145ZM156 68V67H155ZM160 68V67H159ZM247 68H248V66H247ZM256 68V67H255ZM6 69H8V70H6ZM12 70V72H10L11 70ZM18 69L19 68H17V72H18ZM31 68H29V69H27V70H25L26 72L27 71H29ZM60 69V68H59ZM96 69V68H95ZM94 69V70H95ZM98 69V68H97ZM123 69V68H122ZM125 69V68H124ZM132 69V68H131ZM253 69V68H252ZM251 69V70H252ZM258 71H259V69L258 68H256ZM10 70V71H9ZM21 70V69H20ZM119 70V69H118ZM149 70V69H148ZM157 70V69H156ZM159 70H161V69H159ZM219 70H220V68H219ZM245 70V69H244ZM250 70V69H249ZM43 71V70H42ZM120 71H121V69H120ZM131 71H133V70H131ZM137 71H139V69L137 70ZM144 71H146V70H144ZM153 71V70H152ZM255 71V70H254ZM257 71V72H258ZM30 72H31V70H30ZM30 72H28V73H30ZM47 72V71H46ZM49 72V71H48ZM96 72V71H95ZM98 72H99V70H98ZM149 72V71H148ZM155 72H157V71H155ZM231 72V71H230ZM11 73V74H10ZM20 73V72H19ZM24 73V72H23ZM37 73H39V72H37ZM36 73V74H37ZM110 73V72H109ZM108 73V74H109ZM119 73V72H118ZM118 73H117V75H118ZM135 73V72H134ZM141 73V72H140ZM147 73V72H146ZM154 73V72H153ZM221 73V72H220ZM260 73V72H259ZM41 74V73H40ZM61 74V73H60ZM104 74V73H103ZM111 74V73H110ZM120 74V73H119ZM139 74V73H138ZM137 74V75H138ZM150 74V73H149ZM148 73H147V75H149ZM157 74V73H156ZM209 74V73H208ZM213 74V73H212ZM228 74V73H227ZM243 74V73H242ZM241 74V75H242ZM263 74V73H262ZM19 75V74H18ZM97 75V74H96ZM105 75V74H104ZM116 74H114V76H115ZM135 76H137L136 74H134ZM155 75V74H154ZM158 75V74H157ZM229 75V74H228ZM256 75V74H255ZM13 76V77H12ZM21 76H23L22 74H21ZM35 76H38V75H35V73L33 74V72H31V74H29V77L27 76L26 77V75H25V77L26 78H28V79H24V77H21V78H23L26 82H24V80L23 79H21V80H19L20 82H24L23 84H21V85H23L24 87V89H21V90H26L27 89V91L29 92V91H33L32 90V88L34 89L35 88V86L36 87H38V88H40L39 86V80H40V77H39V80H37L38 78L37 77H35ZM99 76V74L97 75V77ZM227 76V75H226ZM230 76V75H229ZM243 76H244V74H243ZM256 76H258V75H256ZM260 76V75H259ZM1 77V76H0ZM4 77V78H3ZM44 77V76H43ZM110 77H111V75H110ZM119 76H117V78H118ZM149 77V76H148ZM264 77V76H263ZM17 78V77H16ZM18 78H20L19 76H18ZM112 79H113V76L111 77ZM128 78V77H127ZM131 78V77H130ZM137 78L139 79V77L137 76ZM136 78V79H137ZM146 78V77H145ZM215 78V77H214ZM214 78H213V80H214ZM227 78V77H226ZM254 78H258V77H254ZM253 78V79H254ZM261 78V77H260ZM12 79V80H11ZM111 79V80H112ZM135 79V78H134ZM216 79V78H215ZM223 79H225V78H223ZM97 80V79H96ZM99 80V79H98ZM110 80V81H111ZM114 80H115V78H114ZM144 80V79H143ZM148 80V79H147ZM227 80H228V78H227ZM2 81H4V83L2 82ZM16 81H18V80H16ZM50 81V80H49ZM109 81V82H110ZM119 81V80H118ZM135 81V80H134ZM137 81V80H136ZM135 81V82H136ZM151 80H149V82H150ZM225 81H226V79H225ZM256 81V80H255ZM43 82V81H42ZM41 82V83H42ZM98 82V81H97ZM96 82V83H97ZM113 82V81H112ZM132 82V81H131ZM144 82V81H143ZM166 82V81H165ZM263 82V81H262ZM17 83V82H16ZM15 82H14V84H16ZM37 83H38V85H37ZM114 83L115 82H113V85L112 86H115L114 85ZM117 83V82H116ZM147 83V82H146ZM146 83H144V84H146ZM155 83H157V82H155ZM154 83V84H155ZM169 83V82H168ZM172 83V82H171ZM170 83V84H171ZM177 83V82H176ZM226 83H227V81H226ZM253 83V82H252ZM260 83V82H259ZM13 84V83H12ZM13 84V85H14ZM62 84V83H61ZM62 84V85H63ZM73 84H75V86H73ZM109 84V83H108ZM128 84V83H127ZM136 84H139V83H136ZM150 84V83H149ZM169 84V85H170ZM219 84V83H218ZM256 84V83H255ZM8 85V86H7ZM121 85V84H120ZM135 84H134V82L132 83V87L130 88V90L127 92V94L129 93V97L131 98V103H133L132 105H134V112H136V111H140L141 110V105L143 106V105H145L146 103H145V101L146 102H148L147 100H146V98H148L147 97V95H148V92L146 93L147 95H144L145 94V92H146V90H145V92L143 91V89L142 90H140L139 89V91H141V93H142V91H143V93L141 94L140 93V96L142 97V95H143V99H145L144 101L142 100V99H140L141 97H139V94H138V92H137V88H136V86H134ZM172 85V84H171ZM170 85V86H171ZM259 85V84H258ZM17 86V85H16ZM16 86H14V87H16ZM51 86V85H50ZM49 86V87H50ZM109 86V85H108ZM140 86H142V85H140ZM145 86V85H144ZM147 86V88H148V85H146ZM169 86V87H170ZM205 86V85H204ZM248 86V89H249V85H247ZM95 87V86H94ZM106 87V86H105ZM111 87V86H110ZM122 87H123V85H122ZM154 87V86H153ZM156 87V86H155ZM199 87V86H198ZM218 87V86H217ZM246 87V86H245ZM260 87V86H259ZM30 88H31V90H30ZM38 88H35V89H37V91L39 90ZM97 88V87H96ZM145 88V87H144ZM196 88V87H195ZM206 88V87H205ZM204 88V89H205ZM213 88V87H212ZM262 88V87H261ZM18 89V88H17ZM16 89V91H18V92H23V91H19V90H17ZM35 89H34V91H35ZM50 89V88H49ZM78 89V88H77ZM95 89V88H94ZM94 89H91L92 90V93H91V97L93 98V99H95V98H97V100H98V97L99 96H97V97H95L96 95H95V93L97 92V91H95ZM111 89H114V90H111ZM111 91H113V93H114V91H116L115 89H116V86H115V88H112L111 87ZM118 89V88H117ZM137 89V90H136ZM169 89V88H168ZM207 89V88H206ZM209 89H211V88H209ZM248 89H246L245 91H248ZM251 89V88H250ZM250 89H249V91H250ZM252 89H253V87H252ZM13 90V91H12ZM72 90H75V88H73ZM72 90H70V91H72ZM96 90H98V89H96ZM110 90H108L107 91V95L111 92ZM150 90H153V92L155 93V89L154 88H152V89H150ZM158 90V89H157ZM156 90V91H157ZM160 90V89H159ZM162 90V89H161ZM169 90H171V88L169 89ZM173 90V89H172ZM171 90V91H172ZM175 90V89H174ZM173 90V91H174ZM184 90V89H183ZM190 90V89H189ZM198 90H200V89H198ZM214 90V89H213ZM234 90H235V88H234ZM253 90H255V88L253 89ZM262 90H264V89H262ZM26 91V93H28ZM48 91H50V90H48ZM53 91V90H52ZM78 91V90H77ZM110 91V92H109ZM162 91H164V90H162ZM166 91H168V90H166ZM192 91V90H191ZM194 89H193V93H194ZM204 91H206V90H204ZM209 91V90H208ZM217 91V90H216ZM252 91V90H251ZM25 92V91H24ZM69 92V91H68ZM73 92V91H72ZM109 92V93H108ZM117 92V91H116ZM161 92V91H160ZM159 92V93H160ZM179 92V91H178ZM182 92V91H181ZM196 92V91H195ZM237 92V91H236ZM235 92V93H236ZM254 92V91H253ZM260 92V91H259ZM258 92V93H259ZM263 92V91H262ZM16 93V92H15ZM14 93V94H15ZM26 93H22V95L23 96H27L28 97V95H29V93H28V95L26 94ZM35 93H36V91H35ZM48 93V92H47ZM112 93V92H111ZM149 93H151V91L149 92ZM153 93V94H154ZM159 93H157V94H159ZM163 93V92H162ZM175 93V92H174ZM174 93H173V95H174ZM177 93V92H176ZM183 93V92H182ZM191 93V97H192V92H190ZM189 93V94H190ZM206 93H208V92H205V94ZM212 93H214V91L212 92ZM229 93V92H228ZM233 93V92H232ZM231 93V94H232ZM251 94H253L252 92H250ZM30 94L32 95V94H34L33 92H30ZM37 94H38V92H37ZM36 94V95H37ZM40 94H41V92H40ZM49 94V93H48ZM55 94V93H54ZM57 94V93H56ZM104 93L102 92L101 94H99L100 95V97L102 96V98L104 97V95H103ZM105 94V98H107V97H109V96H107ZM167 94V93H166ZM178 95H179V93H177ZM181 94V93H180ZM188 94V93H187ZM202 94H204V93H202ZM208 94H210L211 95V93H208ZM230 94V95H231ZM13 95V94H12ZM21 94H19L18 96L19 97H21L20 96ZM36 95H32V96H30V98L31 97H33V96H36ZM43 96H44V92H43V94H42ZM46 95V94H45ZM66 95H67V93H66ZM69 95V94H68ZM71 95H72V93H71ZM77 95V94H76ZM114 95V94H113ZM152 95V94H151ZM168 95V94H167ZM186 95V94H185ZM194 96L193 97H195L194 98V100H199V102H200V96L196 93H194L193 94ZM210 95H209V97H210ZM216 95V94H215ZM220 95V94H219ZM224 95H227V94H224ZM233 95V94H232ZM245 95V96H244ZM259 95H261V94H259ZM17 96V95H16ZM15 96V97H16ZM18 96H17V98H18ZM39 96H41V95H39ZM42 96V97H43ZM47 96V95H46ZM49 96V95H48ZM55 96V95H54ZM119 96V95H118ZM123 96V95H122ZM145 96V97H144ZM156 96V95H155ZM160 96V95H159ZM161 96H162V94H161ZM164 96V95H163ZM166 96V95H165ZM175 96H177L176 94H175ZM181 96V95H180ZM184 96V95H183ZM182 96V97H183ZM204 96V95H203ZM202 96V97H203ZM212 96V95H211ZM236 96V95H235ZM235 96L233 97V96H231L232 98V100H233V103H232V100L230 99V96H227L228 97V99H229V102H230V107H234V106H232V105H241V104H245V105H247L248 107H245L244 106V108H246V110L248 109V108H250L251 109V111L252 112H254V114H251L252 116H256V115H258L259 116V113H257V107H258V105H260L261 103H264V98L262 97L263 96V94H262V96H257V94L255 95V94H253V95H250V94H244L243 93V95H240V99H238V95L236 96L237 97V99L235 98ZM242 96H243V98H242ZM26 97V98H27ZM37 97V96H36ZM90 97V98H91ZM95 97V98H94ZM116 97V96H115ZM167 97V96H166ZM165 97V98H166ZM170 97V96H169ZM190 97V98H191ZM192 97V98H193ZM208 97V96H207ZM221 97V96H220ZM219 97V98H220ZM226 97V96H225ZM262 97V98H261ZM12 98V97H11ZM26 98L25 97H23V99H25L26 100ZM34 98V97H33ZM38 98V97H37ZM91 98V99H92ZM124 98V97H123ZM129 98V99H130ZM156 98V97H155ZM154 98V99H155ZM206 98V97H205ZM218 97L217 98H215V99H219ZM234 98V99H233ZM16 99V98H15ZM27 99H29V98H27ZM32 99V98H31ZM48 99V98H47ZM92 99V102L94 101ZM110 99V98H109ZM108 99V100H109ZM157 99V98H156ZM167 99H169V98H167ZM176 99V98H175ZM177 99H178V97H177ZM183 99V98H182ZM204 99V98H203ZM203 99H201V100H203ZM213 99H214V96H213ZM213 99H211V100H213ZM226 98H224V100H225ZM12 100H14L13 98H12ZM11 100V101H12ZM19 99H17L16 101H18ZM24 100V101H25ZM30 100V99H29ZM29 100H27V102L25 103L23 100H20V101H23L24 102V104H22L23 105V108H25L26 107V105L25 104H27V103H29V104H31L30 102H28ZM55 100V99H54ZM69 100H70V97H69ZM74 100V99H73ZM96 99H95V101H97ZM142 100V101H141ZM149 100V99H148ZM191 100V99H190ZM193 99H192V101H194ZM209 100V99H208ZM207 100V101H208ZM211 100H209L210 101V103H211V105H212V102H211ZM231 100V101H230ZM36 101V100H35ZM39 101V100H38ZM82 101V100H81ZM81 101H79V103L81 102ZM86 101V100H85ZM95 101H94V103H95ZM124 101V100H123ZM123 101H120V102H123ZM155 101V100H154ZM153 101V102H154ZM165 101V100H164ZM168 101V100H167ZM170 101V103H171V101L172 100H169ZM182 101V100H181ZM188 101V100H187ZM186 101V102H187ZM204 101V100H203ZM206 101V102H207ZM221 101V100H220ZM228 101V100H227ZM226 101V102H227ZM32 102V101H31ZM37 102V101H36ZM70 103L72 102V105H74L73 104V102L74 101H69ZM142 102H144L145 104H142ZM162 102H163V100H162ZM182 102H184V101H182ZM198 101H196L195 102V104L197 103ZM198 102V103H199ZM205 102V101H204ZM213 102H214V100H213ZM13 103H14V101H13ZM35 103V102H34ZM86 103V102H85ZM117 103V102H116ZM124 103V102H123ZM150 103V102H149ZM148 103V104H149ZM167 103V102H166ZM165 103V104H166ZM174 103V102H173ZM173 103H172V106H173ZM179 104L181 103V102H178ZM177 102H176V104H178ZM16 104V103H15ZM20 104V103H19ZM46 104V103H45ZM59 104V103H58ZM67 104L69 105V103L67 102ZM77 104H78V102H77ZM93 104V103H92ZM176 104H174V105H176ZM200 104V103H199ZM205 104V103H204ZM216 104V103H215ZM221 104V103H220ZM17 105V104H16ZM28 105V104H27ZM35 105V104H34ZM33 105V106H34ZM39 105V104H38ZM56 105V104H55ZM60 105V104H59ZM81 105V104H80ZM79 105V106H80ZM83 105V104H82ZM85 105V104H84ZM89 105V104H88ZM115 105V104H114ZM117 105H118V103H117ZM120 105V104H119ZM123 105V104H122ZM131 105V104H130ZM132 105H131V107H132ZM168 105V104H167ZM185 105V104H184ZM193 105V104H192ZM191 105V106H192ZM197 105V104H196ZM206 105V104H205ZM207 105H209V103L207 104ZM214 105V104H213ZM222 105V104H221ZM224 105V104H223ZM1 106V109H2V111H3V107ZM25 106V107H24ZM31 105H28L27 106V108L28 107H30ZM36 107H37V105H35ZM33 107V108H36V107ZM40 106H42V105H40ZM62 106V105H61ZM79 106L77 107L76 106V108H78V109H76L75 107H72V108H74V109H76V110H74V109H69V112H70V110H73V111H71L72 112V114H73V112L75 111V112H77V110H79V109H81V108H79ZM146 106H148V105H146ZM171 105L169 104V107H170ZM202 106V105H201ZM243 106V105H242ZM263 106H264V104L262 105V107L260 108L259 107V110H258V112H260V116H259V118H258V116H256V118H257V120H256V118H255V120H252V122L254 121H259L260 122V120H261V122L259 123V122H256V123H259V124H261L262 125V123H264L262 120H264V116L261 114V112H264V111H262L263 109ZM12 107H13V105H12ZM11 107V108H12ZM14 107H15V105H14ZM16 107H20V108H16ZM15 108L18 110V111H20V113L18 112V111H16L17 113H19L18 115L19 116H21V114H23L22 113V111H23V109H22V106H16ZM39 107V106H38ZM45 107V106H44ZM43 107V108H44ZM51 107V106H50ZM68 107V106H67ZM69 107H71V105L69 106ZM82 107H84V106H82ZM109 107V106H108ZM116 107V106H115ZM119 107V106H118ZM123 107V106H122ZM128 107V106H127ZM126 107V108H127ZM145 107V106H144ZM163 107V106H162ZM164 107H165V105H164ZM180 107H183V105H182V103H181V105H180ZM186 106H184V108H185ZM196 107V106H195ZM200 107V106H199ZM216 107V106H215ZM221 107V106H220ZM54 108H56V107H54ZM88 108V107H87ZM91 108H93V107H91ZM91 108L89 109V110H91ZM94 108H96V107H94ZM98 108V107H97ZM96 108V110H98ZM146 108V111H149V110H147V108H149V107H145ZM176 108V107H175ZM178 108V107H177ZM176 108V110H178ZM207 108V107H206ZM205 108V109H206ZM218 108V107H217ZM243 108V107H242ZM19 109H21V110H19ZM29 109V108H28ZM30 109H32V107L30 108ZM29 109V110H30ZM45 109V108H44ZM44 109H41V110H44ZM61 109V108H60ZM59 109V110H60ZM116 109V108H115ZM118 109V108H117ZM121 109V108H120ZM129 109H131L132 111H133V109L132 108H129ZM138 109H140V110H138ZM143 109V108H142ZM150 109V108H149ZM168 109H171L172 110V107H170V108H168ZM198 109V108H197ZM202 109L204 110V108H203V106H202ZM221 109V108H220ZM233 109V108H232ZM250 109H248V110H250ZM6 110V112H7V110H9V109H5ZM14 110V109H13ZM12 110V111H13ZM25 111H26V109H24ZM33 110V109H32ZM35 110V112H36V109H34ZM103 110V111H102ZM185 110V109H184ZM228 110V109H227ZM230 110H231V108H230ZM247 110V111H248ZM24 111V112H25ZM38 111H40V110H38ZM51 111H54V110H51ZM62 111V110H61ZM67 111V110H66ZM80 111V110H79ZM85 110L84 109H81V113H83ZM104 111H107L106 110V108H103L102 107V109H101V111L100 112H98V113H100L99 115H106L105 113H107V112H105L104 113ZM109 111V110H108ZM117 111V110H116ZM115 111V112H116ZM121 111V110H120ZM130 111V110H129ZM142 111V110H141ZM140 111V112H141ZM145 111V110H144ZM169 111V110H168ZM173 111H174V113H175V109L173 108ZM173 111H171V112H173ZM180 111V110H179ZM183 111V110H182ZM188 111V110H187ZM221 111V110H220ZM219 111V112H220ZM229 111V110H228ZM232 111V110H231ZM230 111V112H231ZM236 111V110H235ZM235 111H234V113H235ZM239 111V110H238ZM247 111L245 112V113H247ZM251 111L250 112H248L249 114H248V118H247V114H244V112H243V114L245 115V117H243L244 115H241L242 117L241 118H243V119H241V121H242V129H243V131L244 130H246L250 125H251V121H249V118L250 117H252L251 115H250V113H251ZM0 112H1V110H0ZM4 112V111H3ZM2 112V113H3ZM5 112V113H6ZM29 112V111H28ZM27 112V113H28ZM35 112L33 111V113H32V111L30 110V114H32V115H34L35 114ZM42 112V111H41ZM55 113L57 112V109L54 111ZM63 112V111H62ZM74 112V113H75ZM90 112V111H89ZM89 112H87L86 111V115H85V117H84V113H83V115L81 114V116L79 117L78 115H77V117H75L76 116V113L75 114H73V116H72V114L70 113H68V112H66L65 113V111L63 112L65 115L63 116V114L62 113H60L61 115H59V114H57L56 113V116L55 115H51V113H48L49 115H51V116H48L47 115V112L44 114V115H41L42 117L44 116V117H54V119L56 120V121H59L58 123L60 124V125H57V127L59 126V128L61 129V131L60 130H57L56 132H58L60 135H58L59 136V138H61V133H62V135L64 134L67 138L70 136H72L71 134H73V135H76V136H80V135H82V134H84V138H85V134L86 135H88L89 133V131H88V124H87V121H88V119L86 118V116H87V113H89ZM140 112L139 113H134L135 114V116H139V118H140V115H142V114H140ZM1 113V114H2ZM10 111H9V115H10ZM27 113H26V115H27ZM68 113V114H67ZM113 113V112H112ZM112 113H110V114H112ZM124 113V112H123ZM133 112H131V114H132ZM146 113V112H145ZM186 113V112H185ZM224 113V112H223ZM226 113V112H225ZM233 113V112H232ZM14 114H15V112H14ZM37 114H38V112H37ZM39 114H40V112H39ZM91 114V113H90ZM90 114H88V115H90ZM96 114H97V112L96 113H94V115H95V117H96ZM134 114H132L133 115V117H134ZM138 114V115H137ZM183 114H184V112H183ZM209 114H210V112H209ZM215 114H216V112H215ZM219 114V113H218ZM4 115V114H3ZM2 115V116H3ZM5 115H7V114H5ZM13 115V114H12ZM32 115H31V118L30 119H33V120H31L32 122H35L36 121V119L37 120H39L38 119V117L40 116V115H38V116H36V117H33L32 118ZM36 115V114H35ZM93 115V116H94ZM98 115V114H97ZM101 115V116H102ZM107 115H108V113H107ZM119 115V114H118ZM121 115V114H120ZM119 115V116H120ZM131 115V116H132ZM208 115V114H207ZM223 115V114H222ZM228 115V114H227ZM238 115V114H237ZM249 115H250V117H249ZM11 116V115H10ZM18 116V117H19ZM28 116L30 117V115L28 114ZM61 116V117H60ZM74 117V118H76V119H73L72 117ZM92 116V115H91ZM109 117H107L106 116V118L104 117L103 118V120H101V122H100V129H97V131L98 130H100L99 131V134L101 133L102 135H100L98 138H100V139H104L103 140V143L104 142H109V143H111V144H113L112 145V147L114 146V148L116 147V149L117 150H119V152H123L124 151V147L126 146V145H128V143H129V139H131V136L130 135H132V138L134 137L135 138V135H139L138 137H137V139L139 138V137H141L140 136V134L142 133L141 131H138L140 134H135V135H133V133L132 132H135V130L133 129V127H135V128H138L139 126H141V125H143V124H141L140 122L142 121L141 119L143 118L144 119V117H142V118H140V122H139V119L138 118H136V117H134V118H136V119H132L131 117V119L130 118H128L129 120H127V121H125L124 119H123V122H119V124H118V122L117 121H115V119H114V116H115V114H114V116L112 117L114 120H112L111 119V122L112 121H114L113 122V124L116 122L117 123V127H118V130H116V129H114L112 126V124L110 123V120H109V118H110V116L111 115H108ZM123 115H121L120 116V118L122 117ZM129 116H130V114H129ZM128 116V117H129ZM142 116H145L146 117V115L144 114V115H142ZM152 115H150V116H148V119L151 117ZM195 116H198V114L197 115H195ZM219 116H221V115H219ZM230 116V115H229ZM231 116H234V115H232L231 114ZM3 117H5V116H3ZM16 117H17V115H16ZM154 117V116H153ZM180 117H182V116H180ZM205 117V116H204ZM226 116H223V118H225ZM260 117H261V119H260ZM7 118V117H6ZM19 118H21V117H19ZM26 118H27V116H26ZM26 118H24V119H26ZM41 118V117H40ZM48 118H46V119H48ZM63 118V119H62ZM92 118H94V117H92ZM96 118H102V117H99V116H97ZM120 118L118 119V117H117V119H118V121L120 120ZM122 118H127V117H122ZM161 117H159V119H160ZM184 118H186V117H184ZM203 118V117H202ZM206 118V117H205ZM209 118V117H208ZM222 117H219V119H221ZM227 118H228V116H227ZM226 118V119H227ZM231 118V117H230ZM229 118V119H230ZM239 118H240V114H239ZM245 118V119H244ZM1 119V118H0ZM3 119V118H2ZM1 119V120H2ZM17 119V118H16ZM53 119V118H52ZM52 119H51V121H52ZM53 119V121L54 122H56L55 120ZM86 119H87V121H86ZM98 119H96V120H98ZM138 119V121H136L135 122V120H137ZM153 119V118H152ZM158 119V120H159ZM164 119V118H163ZM162 119V120H163ZM171 119V118H170ZM173 119L174 118H172V121H173ZM234 118L232 117L231 118V121H236L237 119H234ZM247 119V120H246ZM251 119V118H250ZM252 119H254L253 117H252ZM260 119V120H259ZM4 120V119H3ZM10 120V119H9ZM9 120H7V121H9ZM22 120H23V117L21 118V122H22ZM28 120H29V118H28ZM41 120V119H40ZM40 120H39V122H40ZM43 120H45V119H43ZM49 120V119H48ZM92 120V119H91ZM167 120H169V119H167ZM179 120H180V118H179ZM178 120V121H179ZM212 120V119H211ZM244 120H245V122H244ZM11 122H12V120H10ZM31 121L29 122L28 121V126H29V130H32L33 131V129H30V128H33L32 126H35V125H33V124H36V126L38 125V121H36V123H31ZM61 121H64L65 123H61ZM94 121V120H93ZM120 121H122V120H120ZM144 121H145V119H144ZM143 121V122H144ZM148 121H150V120H148ZM147 121V122H148ZM152 121V120H151ZM160 121V120H159ZM219 121V120H218ZM227 121V120H226ZM234 121V122H235ZM1 122V121H0ZM3 122V121H2ZM6 122V121H5ZM4 122V123H5ZM25 122H27V121H25ZM46 122V121H45ZM50 122V121H49ZM53 122V123H54ZM89 122H91V121H89ZM137 122H139V123H137ZM147 122H144V123H147ZM161 122V121H160ZM167 122V121H166ZM175 122V121H174ZM182 122V121H181ZM204 122V121H203ZM217 122V121H216ZM223 122H224V120H223ZM229 122V121H228ZM227 122V123H228ZM234 122H231V125L234 123ZM238 122H239V120H238ZM15 123H20V121L19 122H16L15 121ZM22 123H24V122H22ZM29 123L30 124H32V126L30 127V125H29ZM41 123V122H40ZM53 123L50 125V126H52L53 125ZM92 123V122H91ZM110 123V124H109ZM136 123L138 124V127H136L137 125H136ZM176 123V122H175ZM199 123V122H198ZM213 123V122H212ZM219 123V122H218ZM226 123V124H227ZM3 124V123H2ZM96 124V123H95ZM141 124V125H140ZM159 124V123H158ZM200 124V123H199ZM198 124V125H199ZM220 124H222V123H220ZM223 124H225V123H223ZM240 124V123H239ZM254 124V123H253ZM1 125V124H0ZM10 124L8 123V125H6V127L7 126H9ZM18 125V124H17ZM22 125V124H21ZM24 125V124H23ZM26 125V124H25ZM24 125V126H25ZM44 124L42 123V126H43ZM47 125L49 126V124L47 123ZM55 126H56V124H54ZM112 125V126H111ZM148 125V124H147ZM146 124H145V126H147ZM156 125V124H155ZM160 125V124H159ZM169 125H171V124H169ZM228 125H230V122H229V124ZM230 125V126H231ZM258 125V124H257ZM40 126H41V124H40ZM40 126H37V128H36V131L38 132V128L40 127ZM46 126V125H45ZM91 126V125H90ZM92 126H94V124L92 123ZM96 126V125H95ZM116 126V125H115ZM151 126V125H150ZM180 126H181V124H180ZM219 126V125H218ZM230 126H229V128H230ZM1 127H3V125H1ZM13 127V126H12ZM22 127V126H21ZM44 127V126H43ZM97 127V126H96ZM98 127V128H99ZM120 127V128H119ZM147 127H149V126H147ZM152 127V126H151ZM160 127V126H159ZM169 127H171V128H173L174 126H168V124H165V128H161L162 129V131L165 129V132L167 133V134H169L170 133V128ZM221 127H223L222 125H221ZM238 127V126H237ZM258 127V126H257ZM264 126H262V129L264 130V128H263ZM11 128V127H10ZM27 128V126L25 127V130H27L26 129ZM45 128V127H44ZM48 128V127H47ZM54 128H56V127H54ZM141 128V127H140ZM154 128V127H153ZM160 128H159V130H160ZM199 128V127H198ZM209 128H210V126H209ZM214 128V127H213ZM226 128V127H225ZM225 128H223L224 130H226ZM228 128V129H229ZM234 128H236V127H234ZM239 128V127H238ZM246 128V129H245ZM250 128V127H249ZM260 128V127H259ZM2 129V128H1ZM0 129V130H1ZM13 129V128H12ZM21 129V128H20ZM35 129V128H34ZM91 129V128H90ZM122 130V132L125 134V132H127V134H129L130 133V135H126L125 134V136H123L122 135V132H121V130ZM132 129V130H131ZM145 129L146 128H144V131H145ZM157 129H158V127H157ZM180 129H181V127H180ZM215 129V128H214ZM6 130V129H5ZM15 131L14 132H18L17 130H16V128L14 129ZM22 130V129H21ZM25 130H24V128H23V132H25ZM29 130H27V132L29 133ZM39 130H40V128H39ZM43 130V129H42ZM52 130H53V128H52ZM72 130V131H71ZM149 130H150V127H149ZM155 130V129H154ZM159 130H157V131H159ZM171 130H173V131H171V133L172 132H174V129H171ZM199 130V129H198ZM202 130V129H201ZM204 130V129H203ZM212 130V129H211ZM236 130H237V128H236ZM250 130V129H249ZM261 130V129H260ZM259 130V131H260ZM262 130V134L261 135H263V137L261 138V140H260V136L257 138V141L255 140V138H254V140H253V144H254V146H253V148H255L256 147V145H258L259 147H261L262 149H264V131ZM2 131V130H1ZM31 131V132H32ZM35 131V132H36ZM88 131V132H87ZM92 131H93V129H92ZM97 131H95V132H97ZM120 131V132H119ZM156 131V130H155ZM209 131V130H208ZM242 131V130H241ZM241 131H238L237 130V132H241ZM251 131V130H250ZM3 132H4V130H3ZM11 132V131H10ZM13 132V134H14V136H16L15 135V133ZM20 132V131H19ZM18 132V133H19ZM91 132V131H90ZM137 132V133H138ZM177 132V131H176ZM199 132V131H198ZM205 132V131H204ZM216 132V131H215ZM217 132H218V130H217ZM230 132V131H229ZM258 132V131H257ZM17 133V134H18ZM26 133V132H25ZM25 133H23L22 135H19V136H21V140L23 141V142H25L26 141V139L27 138H24L25 137V135H28V133L27 134H25ZM33 133H34V131H33ZM47 134L46 136L48 137L49 136V138L47 139L48 140V142L50 143V148L51 147H54V146H52L53 144H55V143H53L54 141H56L57 142V144H55L57 147H58V149H57V147H56V150H58V151H54L53 150V148H49V151H47L48 150V148L46 149V151L47 152H50L51 150H52V155H49L48 154V157L49 156H51V157H47V160H50V162L49 161H46L45 159H44V161H42V157L41 158H39V161H41L42 162V164H43V166H48V170L46 169V167L44 168L43 166H40V163L38 164V165H36L35 167H37V169L35 168V170L37 171V175L35 174V176H37L38 177V174H42V175H39L40 176V180H38L39 182L42 180V178H43V180H44V174L43 173H46V171H51L50 173H52V175H51V178L48 180V178L46 177V175H45V180L47 181H51V182H53V184H52V187H53V185H54V189L53 188H51V186L49 187V185H51V184H49L48 185V187L46 188V189H49V190H46V189H43L44 187H45V184H46V181L44 180L43 181V185L42 186H40V187H42L41 189H42V191L41 190H39L40 192H38V191H36V189H37V185H38V187H39V184H37L36 183V181H34L33 180V182H35L36 183V185H35V183L33 184L32 182V184L33 185H35L36 186V188H35V191H36V193H34V194H36L34 197L32 196L31 197V200L30 199H27V200H30L29 201V203H27V206L25 207V209H24V207L22 206V209H23V212L22 211H20L21 210V208H20V212L21 213H18V214H16V215H13V214H15V213H13L12 214V216H11V214H9V216H11L10 218H7V217H5L4 218V214H1V216H3V218L5 219V220H1L0 221V242H5L6 243V240H7V237L6 236H8V238H9V236L11 235V234H15L14 236H15V238L17 239V240H15V249H14V251H12V253L13 254H10V255H12V258H19L18 256L20 255V258H21V260H22V262H24L25 264L27 263V264H37L41 259H42V257L41 256H43V258L44 259H42V260H44L43 262L45 263V264H81V263H84V264H103V261H101L102 263H97V260L100 262V257L102 256V258L104 257L103 255H101L100 254V251H101V253H102V249H104L105 248V245H107L108 243H109V241H111V240H113L114 239V237L111 239V237H112V235H117L118 233H120L121 231L119 230H117V229H115L116 228V226H115V230H117V231H113V229H112V225H110V224H115V223H112L113 221L115 222V220L117 219L116 217H115V215H114V213H115V211H114V209H111V208H109V207H107V208H109V209H107V208H104L105 210H103L102 212L103 213H101V211H100V208L98 207L99 205H95L94 206V204H92V203H88V201L90 200V198L89 197H86V198H89V200L87 199V200H84L85 202H77V203H75V201L74 202H71V203H69L70 201H68L67 202V200H66V202L64 201V199H66V198H64V199H62L63 197H61V195H60V197H61V200L59 199V201H57L58 199H57V197H58V190H57V188L58 187H56V185H58L57 184V181H59L61 184L63 183V186L65 185L66 187L67 186H70L71 185V183H69L68 182V179H70L69 177H70V175L72 174V171L73 170H75V168L78 166L79 167V164L77 163V165L74 163H72V164H68L67 165V162H65L63 159H64V157H65V154L67 153H69L70 152V149H69V146H67V143H66V138H64V135L62 136V138L61 139H63V142L62 143H59V140H58V138L56 137V136H54V137H56L55 138V140H54V137L52 136V138L53 139H50L51 137H50V133L52 134V131L50 132V130H49V132L47 131V129L45 128V132H44V134ZM88 133V134H87ZM120 133V134H119ZM132 133V134H131ZM143 133H145V132H143ZM142 133V134H143ZM154 133V132H153ZM159 133V132H158ZM175 133V132H174ZM183 133V132H182ZM211 133H213V132H211ZM210 133V134H211ZM218 133H220V132H218ZM244 133V132H243ZM252 133V132H251ZM253 133H254V131H253ZM252 133V134H253ZM4 134H6V133H4ZM3 134V135H4ZM8 134V133H7ZM36 134V133H35ZM40 134H41V132H40ZM43 134V135H44ZM55 134V133H54ZM93 134H95L94 132H93ZM161 134V133H160ZM165 134V133H164ZM178 134V133H177ZM203 134H205V133H203ZM208 134V133H207ZM214 134V133H213ZM223 134V133H222ZM221 134V135H222ZM225 134V133H224ZM235 134H237L238 135V137L240 136V135H243V134H238V133H236V131H235ZM259 134V133H258ZM1 135V134H0ZM2 135V137H4ZM90 135V134H89ZM92 135V134H91ZM120 135V136H119ZM144 135V134H143ZM154 135V134H153ZM155 135H156V133H155ZM162 135V134H161ZM181 135V134H180ZM191 135V134H190ZM216 135H217V133H216ZM234 135V134H233ZM244 135H245V133H244ZM243 135V136H244ZM254 135V134H253ZM9 136V135H8ZM18 136V135H17ZM83 136V135H82ZM94 136V135H93ZM93 136H92V140L94 139V140H96L95 138L98 136V135H96V137L95 138H93ZM146 137L148 136V135H145ZM171 136V135H170ZM179 136V135H178ZM193 136V135H192ZM192 136H191V139H192ZM208 136V135H207ZM223 136V135H222ZM227 136V135H226ZM29 138H28V140L29 139H31L32 141H33V138H35V137H32L31 138V135L29 134V136H28ZM46 137V138H47ZM73 137V136H72ZM89 137V136H88ZM188 137V136H187ZM190 137V136H189ZM203 137V138H202ZM233 137H235V138H237V136H233ZM251 137V136H250ZM250 137H248L249 138V142H250ZM1 138V137H0ZM6 138V137H5ZM37 138V137H36ZM75 138V137H74ZM83 138V139H84ZM97 138V139H98ZM133 138V139H134ZM144 138V137H143ZM151 138V137H150ZM154 138H157V137H154ZM163 138H164V135H163ZM163 138H161L162 140H163ZM170 138H172V137H170ZM176 138V137H175ZM210 138V137H209ZM209 138H206V137H204V135L203 136H200V138H198V141H200V139H201V141H202V139H203V141L201 142L200 141V145L202 144L203 145V147L205 148V150L206 149H208L207 151H209V149H210V146L214 143H211V141H213V140H211V138L209 139ZM213 138V137H212ZM219 138V137H218ZM217 138V139H218ZM247 138V137H246ZM3 139V138H2ZM2 139H0L1 141V143H3V141H2ZM60 139V140H61ZM64 139H66V140H64ZM71 139V138H70ZM78 140H79V138H77ZM88 139H90V138H88ZM141 139V138H140ZM149 139V138H148ZM153 139V138H152ZM177 139V138H176ZM179 139V138H178ZM190 139V140H191ZM30 140V141H31ZM35 140V139H34ZM43 140V139H42ZM41 140V141H42ZM76 140V139H75ZM92 140H90V143L92 142ZM93 140V141H94ZM146 140V139H145ZM165 140V139H164ZM170 140H172V139H170ZM174 140V139H173ZM181 142H183L182 141V139H179ZM187 140V139H186ZM211 140V141H210ZM216 140V139H215ZM236 140V139H235ZM248 140V139H247ZM259 140V141H258ZM36 141H39V140H36ZM46 141V140H45ZM68 141H70V140H68ZM86 141V140H85ZM96 141H98V140H96ZM101 141V140H100ZM140 141V140H139ZM143 141V140H142ZM141 141V143H143ZM149 141H151V139L149 140ZM148 141V142H149ZM153 141H155V140H153ZM153 141H151V142H153ZM158 141V140H157ZM161 141V140H160ZM176 140H174V142H175ZM218 141H220V143H218V144H220L219 146H218V148L216 147V150L217 149H219V150H222V149H225V148H227V149H225V150H231L229 153H231V158H232V156H234L235 157V155H236V157L239 155L237 152V154H234L235 153V151H233L234 150V148H233V146H231L230 145V143L233 141H229V143H228V139L227 138H224L223 137V139H220V140H218ZM239 141V140H238ZM242 141V140H241ZM28 143H29V141H27ZM82 142V141H81ZM84 142V141H83ZM99 142V141H98ZM150 142V143H151ZM156 142V141H155ZM166 142V140L164 141V143ZM236 142H237V140H236ZM245 142H246V139H245ZM47 143V142H46ZM53 143V144H52ZM68 143H70V142H68ZM76 143H78V142H76ZM88 143H89V141H88ZM94 143H96V142H94ZM189 143V142H188ZM226 143H228V145H226ZM239 143H241L240 141H239ZM252 143V142H251ZM31 144L32 143H30V146H31ZM41 144V143H40ZM39 144V145H40ZM106 144V143H105ZM151 144H153V143H151ZM179 144V145H178ZM178 146H176L175 144V146H176V148H177V152L179 153V155L180 156H178V158L179 157H181L182 158V160H183V157H185V156H187V151H188V149H187V147L189 148V146H190V148H191V145H189V146H187L186 147V145H184V144H182V143H180V142H178ZM243 144H245L244 142H243ZM242 144V145H243ZM247 144V143H246ZM253 144H251V146L253 145ZM1 145H3V144H1ZM90 145V144H89ZM94 145V144H93ZM103 145V144H102ZM135 145V144H134ZM133 145V146H134ZM136 145H137V143H136ZM142 145V144H141ZM173 145V146H174ZM199 145V146H200ZM202 145H201V147H202ZM216 145H212L213 147V153H215L216 152V150H214L215 148V146ZM233 145V144H232ZM241 145V146H242ZM20 146V145H19ZM24 146V145H23ZM25 146H29L27 143H26V145ZM29 146V147H30ZM35 146V145H34ZM74 146V145H73ZM82 146V145H81ZM107 146H109V145H107ZM138 146V145H137ZM162 146V145H161ZM193 146V145H192ZM229 146V147H228ZM21 147V153H24V152H26L25 151V148H28V147H22V145L20 146ZM72 147V146H71ZM76 147H78V146H76ZM80 147V146H79ZM93 147V146H92ZM134 147H136V146H134ZM172 147V146H171ZM243 147H245L244 145H243ZM246 147H247V149L249 150V149H251V148H249L250 147V145H249V143H248V146L246 145ZM245 147V148H246ZM19 148V147H18ZM33 148V147H32ZM87 148V147H86ZM106 148V147H105ZM104 148V149H105ZM113 148V149H114ZM137 148V147H136ZM141 148H143V146L141 147ZM140 148V149H141ZM199 148V147H198ZM198 148H196V149H192V150H197ZM231 148V149H230ZM244 148V149H245ZM258 148V147H257ZM260 148V149H261ZM3 149V151H1V153L3 154V158L1 157V155L2 154H0V158L2 159V160H0V189L1 188H3L5 185H4V183H5V181H7L8 182V180L11 182V180L10 179H14V177H12V178H10L11 177V175H12V173H13V175L15 174L14 172H12L13 170H12V166H14V163L12 162L14 159H13V157L14 156H12V155H10L8 152H4V150L5 149H7V148H4V146H3V148H1V150ZM20 149V148H19ZM19 149H18V151H19ZM29 149H31V147L30 148H28V150ZM34 149V148H33ZM55 149V148H54ZM91 149V148H90ZM92 149H94V148H92ZM95 149H96V147H95ZM16 150V149H15ZM23 150V151H22ZM35 150H36V148H35ZM81 150V149H80ZM96 150H98V149H96ZM116 150V151H117ZM131 149H126L125 151H130ZM135 150V149H134ZM137 150V149H136ZM171 150V149H170ZM176 150V149H175ZM191 150V151H192ZM236 150V149H235ZM8 151H9V149H8ZM31 151H32V149H31ZM37 151V150H36ZM79 151V150H78ZM82 151V150H81ZM91 151H93V150H91ZM185 151H186V155H185ZM202 151H204V150H202V148H201V152ZM206 151V152H207ZM245 151V153L247 152V150L245 149L244 150ZM254 151V150H253ZM252 151V152H253ZM261 151V150H260ZM9 152H11V151H9ZM13 152V151H12ZM12 152H11V154H12ZM15 152V151H14ZM38 152V151H37ZM41 152V151H40ZM47 152H45V153H47ZM96 152V151H95ZM94 152V153H95ZM102 152V151H101ZM118 152V151H117ZM140 152V151H139ZM172 152H175V151H173L172 150ZM190 152V151H189ZM195 152V151H194ZM197 152V151H196ZM200 152V153H201ZM211 152V151H210ZM217 152H219V151H217ZM216 152V153H217ZM221 152V151H220ZM227 152V153H228ZM250 151H248V153H249ZM262 152V151H261ZM33 153H35V152H33ZM51 153V152H50ZM77 153V155L79 154L78 152H76ZM99 153V152H98ZM114 153V152H113ZM112 153V154H113ZM131 153V152H130ZM138 153V152H137ZM232 153H233V155H232ZM251 153V152H250ZM31 154H32V152H31ZM37 154V153H36ZM40 154H44V151H43V153L41 152ZM67 154H66V156H67ZM83 154H84V152H83ZM102 154H103V152H102ZM106 154V153H105ZM109 154V153H108ZM133 154V153H132ZM170 154V153H169ZM172 154V153H171ZM202 154V153H201ZM212 154V153H211ZM218 154V153H217ZM242 154V153H241ZM252 154V153H251ZM261 154V153H260ZM8 155H10V156H8ZM26 155H27V153H26ZM69 155H73L72 153L71 154H69ZM82 155V154H81ZM81 155H79V156H81ZM127 155V154H126ZM175 155H177L176 153H175ZM198 155H200V154H198ZM209 155V154H208ZM221 154H219V155H217V156H219L220 158L219 159H217V158H212L211 160L212 161H214V159H216L217 160V162H216V160H215V162H216V166H218L217 164H220V162H222L220 159H223L221 156H220ZM223 155V154H222ZM230 155V154H229ZM33 156H34V154H33ZM36 156H38V155H36ZM36 156H34V157H36ZM42 156V155H41ZM46 156V155H45ZM43 157V158H46V157ZM76 156V155H75ZM93 156H95V155H93ZM214 156H216V155H214ZM224 156V155H223ZM226 156V155H225ZM9 157H12V158H9ZM40 157V156H39ZM106 157V156H105ZM118 157V156H117ZM171 157H172V155H171ZM170 157V158H171ZM175 157H177V156H175ZM188 157H190V156H187L186 158H188ZM193 157H194V155H193ZM228 157V156H227ZM235 157V158H236ZM252 157V156H251ZM256 157V156H255ZM263 157V156H262ZM50 158H52V159H50ZM76 158H77V156H76ZM88 158V157H87ZM108 158V157H107ZM200 158H202L201 156H200ZM235 158H234V160H235ZM258 158H260V157H258ZM15 159H16V157H15ZM66 159V158H65ZM67 159H69V158H67ZM117 159V158H116ZM180 159V158H179ZM190 159V158H189ZM204 159V158H203ZM225 159V158H224ZM229 159H230V157H229ZM228 159V160H229ZM237 159H238V157H237ZM36 160H37V158H36ZM78 160H80V159H77V161ZM81 160H82V158H81ZM165 160V159H164ZM164 160H163V162H164ZM167 160V159H166ZM178 160V159H177ZM185 160V159H184ZM199 160V159H198ZM219 160V161H218ZM240 160V159H239ZM259 160V159H258ZM263 160H264V158H263ZM71 161V160H70ZM88 161H90V160H88ZM191 161H192V157H191ZM190 160L188 161V163L189 162H191ZM226 161H227V159H226ZM225 161V162H226ZM46 163V165H45V163ZM72 162H75L74 160L72 161ZM84 162V159L80 162L79 161V163H83ZM115 162V161H114ZM117 162V161H116ZM115 162V163H116ZM172 162V161H171ZM175 163H176V161H174ZM207 162V161H206ZM234 162H236V160L234 161ZM241 162V161H240ZM16 163V162H15ZM70 163V162H69ZM117 163H119V162H117ZM168 163V162H167ZM175 163H174V165L173 166H175ZM180 163H181V159H180ZM184 163H186V162H183V164ZM194 163V162H193ZM262 163V162H261ZM260 163V164H261ZM19 164V163H18ZM84 164V163H83ZM89 164V163H88ZM88 164H85V165H88ZM110 164H112V163H110ZM120 164H123V163H120ZM120 164H118L119 166H122V165H120ZM129 164V163H128ZM164 164H166V163H164ZM187 164V163H186ZM192 164V163H191ZM204 164V163H203ZM210 164H211V162H210ZM222 164V163H221ZM220 164V165H221ZM224 164V163H223ZM227 164V163H226ZM233 164V163H232ZM236 164V163H235ZM244 164V163H243ZM260 164H259V166H260ZM130 165V164H129ZM179 165V163H177V165L176 166H178ZM185 165V164H184ZM198 165V164H197ZM208 165V164H207ZM212 165V164H211ZM211 165H210V167H211ZM262 166H260V168L259 169H261L260 170V173H261V175H259V176H263L264 177V162H263V164H261ZM18 166V165H17ZM81 166V165H80ZM84 166V165H83ZM128 166V165H127ZM161 166V165H160ZM162 166H163V163H162ZM170 166V165H169ZM172 166V165H171ZM170 166V167H171ZM172 166V167H173ZM185 166H188V165H185ZM193 166V165H192ZM206 166V165H205ZM234 166V165H233ZM236 166V165H235ZM238 167H240L239 166V163H238V165H237ZM77 167V168H78ZM115 167V166H114ZM116 167L117 168H119L117 165H116ZM156 167V166H155ZM158 167V166H157ZM157 167H156V169H157ZM165 167V169L168 167V165L167 166H164ZM202 167V166H201ZM209 166H208V168L209 169H213V167H215V163H214V166L213 167H211L210 168ZM50 168V169H49ZM124 168H126V167H124ZM163 168V167H162ZM174 168V167H173ZM180 168H181V166H180ZM207 168V167H206ZM205 168V169H206ZM227 168V167H226ZM233 168V167H232ZM234 168H237V167H234ZM241 168V167H240ZM15 169H17L18 170V168H15ZM20 169V168H19ZM80 169V168H79ZM116 169V168H115ZM178 168H176V170H177ZM184 169V170H183ZM195 169H196V166H195ZM202 169V168H201ZM204 169V168H203ZM209 169H207V172H205V175L207 176V174H209V175H211L209 172H210V170ZM217 169L219 170V169H222V168H218L217 167ZM229 169H231V168H229ZM133 170V169H132ZM166 170H168V169H166ZM170 170H172L171 168H170ZM183 170V171H182ZM186 170H188V169H186ZM199 168H198V173H199ZM209 170V171H208ZM235 170V169H234ZM246 170H247V168H246ZM19 171V170H18ZM21 171V170H20ZM33 171V170H32ZM45 171V172H44ZM78 171V170H77ZM173 172L172 173H174V171L175 170H172ZM197 171V170H196ZM215 172H216V170H214ZM214 171H213V173H214ZM221 171V170H220ZM233 171V170H232ZM235 171H237V170H235ZM243 171V170H242ZM11 172V173H10ZM156 172V171H155ZM179 172V171H178ZM177 172V173H178ZM182 172H184L185 173V168H182L181 169V172H179L180 173V175L182 174ZM195 172V171H194ZM217 172H219V171H217ZM216 172V173H217ZM19 173V172H18ZM74 173V172H73ZM150 173V172H149ZM165 173V172H164ZM170 173V172H169ZM183 173V174H184ZM187 173V172H186ZM197 173V174H198ZM207 173V174H206ZM234 173V172H233ZM232 173V174H233ZM32 174V173H31ZM132 174V173H131ZM154 174V173H153ZM165 174H167V176H166V178H168L169 176H168V173H167V171H166V173ZM196 174V175H197ZM219 174H221V173H219ZM224 174V173H223ZM231 174V175H232ZM237 174L239 175L238 176V178L241 176V174H239L238 172H237ZM250 174V173H249ZM12 175V176H13ZM30 175V174H29ZM74 175V174H73ZM129 175V174H128ZM149 175H151V174H149ZM157 175H159L158 173H157ZM161 175V174H160ZM175 175V174H174ZM201 175H203V174H201ZM208 175V176H209ZM216 175H218V174H216ZM227 175H228V173H227ZM242 175H244V174H242ZM33 175H31V177H32ZM35 176H33V177H35ZM42 176V177H41ZM97 177H98V175H96ZM100 176V175H99ZM164 176V174L162 175V177ZM183 176H185V175H183ZM187 176V175H186ZM185 176V177H186ZM200 176V175H199ZM259 176H257V177H259ZM8 177H9V179H8ZM36 177V179H38ZM73 177V176H72ZM104 177V176H103ZM130 177V176H129ZM175 177H176V175H175ZM188 177V176H187ZM218 177H220V176H218ZM217 177V178H218ZM235 177V176H234ZM246 177V176H245ZM256 177V176H255ZM254 177V178H255ZM96 178V177H95ZM135 178H137V177H135ZM154 178V177H153ZM157 178V177H156ZM165 178V177H164ZM172 178V177H171ZM183 178V177H182ZM191 179H192V177H190ZM193 178H194V176H193ZM196 178V177H195ZM203 178V177H202ZM209 178H211V176H209L207 179H209ZM216 178V177H215ZM251 178L252 179H250L249 180V182L246 184V183H244L245 185H243V190L245 189V191H246V193H245V196H244V199H243V202H242V200H241V202H242V204H244L243 206H246L247 207V209L250 207V211H249V209L247 210L248 211V219H250V222H249V224L251 225V226H254V227H257V228H259L260 229V227H261V225H264V188L260 191V189H258V185L260 186V188H261V185H262V187L264 186L263 184H264V179L263 180H261V178H259V179H253V177L251 176ZM6 179V180H5ZM32 179H35V178H30V180L32 181ZM96 179H98V178H96ZM170 178H168V180H169ZM173 179V178H172ZM176 179H177V177H176ZM187 179V178H186ZM204 179V178H203ZM206 179V178H205ZM228 179H229V177H228ZM234 179H237V176L234 178ZM233 179V180H234ZM243 179V178H242ZM100 180V179H99ZM131 180V179H130ZM166 180V179H165ZM178 180V179H177ZM180 180V179H179ZM178 180V182L180 183V181L182 180H180L179 181ZM193 180V179H192ZM199 182H201V180H200V177H199ZM259 180H261L262 181V183L263 184H260L261 182H259ZM29 181V180H28ZM94 181H96L95 179H94ZM98 181V180H97ZM101 181V180H100ZM104 181V180H103ZM156 181V180H155ZM184 181V180H183ZM183 181H181V182H183ZM197 181V180H196ZM203 181V180H202ZM210 181V179L208 180V182ZM213 182H214V180H212ZM211 181V182H212ZM247 181V180H246ZM58 182V183H59ZM71 182V181H70ZM136 182V181H135ZM152 182V181H151ZM164 182V181H163ZM170 182V181H169ZM168 182V183H169ZM174 182V181H173ZM194 182V181H193ZM229 182V181H228ZM241 182H243V181H241ZM257 182H259L258 183V185H256V183ZM3 183V184H2ZM29 183V182H28ZM74 183H76V182H74ZM97 183V182H96ZM195 184H196V182H194ZM238 183L240 184V182H239V180H238ZM8 184V183H7ZM20 184V183H19ZM72 184H73V182H72ZM133 184V183H132ZM174 184V183H173ZM197 184H199V183H197ZM203 184H204V186L203 187H208V186H205L206 184H205V182H203ZM228 184V183H227ZM238 184V185H239ZM32 185V186H33ZM148 185V184H147ZM170 185V184H169ZM200 185L201 184H199L198 185V188H200ZM212 185H214V183L212 184ZM211 185V186H212ZM11 186V185H10ZM32 186H31V188H32ZM35 186H33V187H35ZM44 186V187H43ZM46 186H47V184H46ZM60 186V185H59ZM74 186V185H73ZM136 186H137V184H136ZM158 186V185H157ZM172 186V185H171ZM194 186H196L197 187V185H194ZM217 186V185H216ZM240 186V185H239ZM26 187H27V185H26ZM30 187V186H29ZM39 187V188H40ZM72 187V186H71ZM78 187V186H77ZM149 187V186H148ZM147 187V188H148ZM160 187V186H159ZM173 187V186H172ZM179 187V186H178ZM186 187V186H185ZM188 187V186H187ZM213 187V186H212ZM211 187V188H212ZM236 187V186H235ZM38 188V189H39ZM59 188H61V187H59ZM63 188V187H62ZM139 188V187H138ZM161 188V187H160ZM171 188V187H170ZM182 188V187H181ZM191 188H192V186H191ZM198 188H196L195 190H199ZM214 188H216V187H214ZM230 188V187H229ZM239 188H242V187H239ZM14 189V188H13ZM17 189V188H16ZM50 189H51V191H50ZM67 190L69 189V187H67L66 188ZM125 189V188H124ZM135 189V188H134ZM173 189V188H172ZM233 189V188H232ZM32 190V189H31ZM43 190H45V191H43ZM123 190V189H122ZM152 190V189H151ZM150 190V191H151ZM162 190V189H161ZM164 190V189H163ZM212 190V189H211ZM211 190L209 189V192H211ZM223 190V189H222ZM1 191H2V189H1ZM5 191V190H4ZM16 191V190H15ZM28 191V190H27ZM126 191H128V190H126ZM131 191H132V189H131ZM147 191V190H146ZM149 191V190H148ZM185 191H186V189H185ZM193 189L192 190H190V192H192L193 193ZM204 191L205 190H203V193L202 194H204V195H202V196H204L205 197V193H204ZM214 191V190H213ZM213 191H212V193H213ZM216 191V190H215ZM218 191V190H217ZM229 191V190H228ZM232 191V190H231ZM244 191V192H245ZM30 192V191H29ZM34 192V191H33ZM39 194H38V193ZM155 192H156V190H155ZM167 192V191H166ZM189 192V193H190ZM197 192V191H196ZM221 192V191H220ZM236 192V191H235ZM238 192V191H237ZM26 193V192H25ZM123 193H124V191H123ZM125 193H127V192H125ZM129 193V192H128ZM127 193V194H128ZM158 193V192H157ZM163 193V192H162ZM165 193V192H164ZM163 193V194H164ZM169 193V192H168ZM167 193V194H168ZM192 193L190 194V195H192ZM206 193H207V190H206ZM211 193V194H212ZM222 193V192H221ZM2 194H4V193H2ZM2 194H0V195H2ZM15 194V193H14ZM23 194V193H22ZM29 194V193H28ZM28 194H27V196H28ZM31 194V193H30ZM140 194V193H139ZM166 194V195H167ZM187 194V193H186ZM193 194H195V193H193ZM198 194V193H197ZM216 194V193H215ZM224 194V193H223ZM238 194V193H237ZM242 194V193H241ZM17 195V194H16ZM165 195V194H164ZM165 195V196H166ZM11 196V195H10ZM14 196V195H13ZM24 196V195H23ZM30 196V195H29ZM121 196H122V194H121ZM161 196V195H160ZM212 196V195H211ZM215 196V195H214ZM220 196H221V194H220ZM137 197H138V195H137ZM151 197H152V195H151ZM162 197V196H161ZM174 197V196H173ZM176 197V196H175ZM174 197V198H175ZM192 197H193V195H192ZM199 197V196H198ZM198 197H197V199H198ZM200 197H201V195H200ZM199 197V198H200ZM207 197H208V195H207ZM209 197H210V195H209ZM208 197V198H209ZM219 197V196H218ZM222 197V196H221ZM230 197V196H229ZM233 197V196H232ZM236 197V196H235ZM140 198V197H139ZM156 198H157V196H156ZM165 198V197H164ZM189 198H190V196H189ZM194 198V197H193ZM202 198V197H201ZM212 198V197H211ZM236 198H238V197H236ZM17 199V198H16ZM148 199V198H147ZM153 199H155L154 198V196H153ZM162 199V198H161ZM165 199H168V197L167 198H165ZM203 199V198H202ZM217 199V198H216ZM241 199V198H240ZM64 202H63V201ZM151 200V199H150ZM176 200V199H175ZM237 200V199H236ZM87 201V202H86ZM148 201V200H147ZM159 201H160V199H159ZM167 201L168 200H166V203H167ZM169 201H171V200H169ZM215 201V200H214ZM213 201V202H214ZM26 202H28V201H26ZM162 202V201H161ZM160 202V203H161ZM186 202H188V201H186ZM199 202V201H198ZM201 202V201H200ZM199 202V203H200ZM202 202H203V200H202ZM221 202V201H220ZM21 203H23V202H21ZM140 203V202H139ZM154 203H156V202H154ZM165 203V202H164ZM165 203V204H166ZM174 203H175V201H174ZM210 203V202H209ZM209 203H207V204H209ZM215 203V202H214ZM2 204V203H1ZM91 204V205H90ZM108 204V203H107ZM112 204V203H111ZM146 204H147V202H146ZM158 204V203H157ZM164 204V205H165ZM171 204V203H170ZM170 204L168 203V204H166L165 206H167V205H169L170 206ZM191 204V203H190ZM206 204V205H207ZM216 204V203H215ZM226 204V203H225ZM241 204V205H242ZM23 205V204H22ZM114 205V204H113ZM112 205V206H113ZM139 205V204H138ZM140 205H141V203H140ZM178 205V204H177ZM213 205V204H212ZM224 205V204H223ZM229 205V204H228ZM1 206V205H0ZM153 206V205H152ZM158 206V205H157ZM156 206V207H157ZM185 206H187V205H185ZM190 206V205H189ZM101 207V206H100ZM114 207V206H113ZM115 207H116V205H115ZM114 207V208H115ZM177 206H170L169 208H167V209H164V210H166L165 212H166V214H165V217H167L168 218V216L170 217V219H168L167 220V224H168V226H171L170 224L172 223V226H171V228L173 229V231H174V233L176 234V235H171V233H173V231L170 233V234H168V235H165L164 233V235L162 236V235H160V236H156V238H154V236H153V238H151L150 237V239H148V241L146 240V251H145V253L144 254H146L145 256H147V259H145L144 258V260H149L148 258H150V259H153V257H154V255H156L157 254V256H158V254L163 250V251H167V249L168 248H170L169 250L171 251V250H173V252L174 253H176V251H177V253H176V255H178L179 253L178 252H183V255H182V257H180V256H178L179 257V259L180 258H183V259H181V260H175V262H173V264H180L181 262L180 261H183V260H185V261H187V262H189V261H191L192 263H193V261H192V257H198V255L200 256V254L201 255H209L210 257H211V259L213 260V262L215 261L216 262V264H236V262H238V260H240V259H238L239 257H241V256H239L241 253H240V250H239V248L241 247V246H243V245H241L240 243H241V241H237V239H239L240 237L239 236H237V237H233V235L232 236H230L231 238L233 237V239H229V240H226V239H228L226 236L224 237L225 239L223 240V238H221L220 239V237H219V239L218 240H216V239H214V236L212 237L213 239H209V237H207V236H212V235H214V234H212L211 232H213V231H215V234L217 233L216 232V230L219 232V230L223 227V226H221V224H220V220L218 221V219H217V221L219 222H217L216 223V221H215V223H214V221L212 222V221H207L208 219H210V218H206V216L208 217V215H200V217H197V219L195 220V219H192V217H190L189 215H187L188 216V218L190 217L192 220H186V222H184L183 221V223H180V222H176L177 221V217L175 218L174 216H173V214H175L176 212H178L179 211V209H182L180 206H178L177 208H176ZM204 207V206H203ZM211 207V206H210ZM215 207H216V205H215ZM228 207V206H227ZM149 208V207H148ZM162 208H164V207H162ZM184 208H186V207H184ZM200 208H202V207H200ZM205 208V207H204ZM208 208H209V206H206V209L208 210ZM220 208V207H219ZM224 208V207H223ZM229 208H230V205H229ZM232 208V207H231ZM3 209V208H2ZM15 209V208H14ZM101 209H103V207H101ZM107 209V210H106ZM154 209V208H153ZM190 209V208H189ZM188 209V210H189ZM222 209V208H221ZM233 209V208H232ZM246 209V208H245ZM94 210V211H93ZM96 210H97V212L98 213H101V214H99L98 215V213L96 212ZM115 210H116V208H115ZM120 210V209H119ZM156 210V209H155ZM164 210H162V211H164ZM202 210H204L203 208H202ZM209 210H210V208H209ZM223 210V209H222ZM227 211V208L226 209H224V211ZM159 211H161V210H159ZM167 211L169 212V213H167ZM182 211V210H181ZM196 211H197V209H196ZM246 211V212H247ZM114 212V213H113ZM117 212V211H116ZM185 212V211H184ZM200 212V211H199ZM203 212V211H202ZM205 212V211H204ZM221 212V211H220ZM245 212V213H246ZM17 213V212H16ZM96 213H97V216H96ZM118 213V212H117ZM121 213V212H120ZM161 213V212H160ZM179 213V212H178ZM190 213V212H189ZM119 214V213H118ZM118 214H116V216L118 217ZM122 214V213H121ZM162 214H163V212H162ZM167 214H168V216H167ZM191 214V213H190ZM194 214H196V213H194ZM201 214V213H200ZM203 214V213H202ZM210 214H212V213H210ZM228 214V213H227ZM164 215V214H163ZM192 215V214H191ZM157 216V215H156ZM180 216V215H179ZM183 216V215H182ZM193 216V215H192ZM199 216V215H198ZM214 216V215H213ZM238 217V216H235V215H232V217ZM114 217V219H111V218H113ZM125 217V216H124ZM124 217H121V215H120V218H122V219H124ZM161 217H162V215H161ZM173 217L175 218V219H173ZM184 217V216H183ZM211 217V216H210ZM224 217V216H223ZM222 217V218H223ZM228 217V216H227ZM229 217H231V216H229ZM231 217V218H232ZM241 217V216H240ZM7 218V219H6ZM158 218V217H157ZM163 218V217H162ZM206 218V219H205ZM217 218V217H216ZM216 218H215V220H216ZM219 218V217H218ZM222 218H220V219H222ZM239 218V217H238ZM0 219H2V218H0ZM181 219V218H180ZM185 219V218H184ZM229 219V218H228ZM234 218H232V220H233ZM236 219V218H235ZM112 220V221H111ZM121 220V219H120ZM125 220V219H124ZM123 220V221H124ZM131 220H132V217H131ZM159 220V219H158ZM171 220V221H170ZM176 220V221H175ZM211 220V219H210ZM236 220H238V219H236ZM154 221V220H153ZM170 221V222H169ZM181 221H182V219H181ZM222 221V224H223V222H224V220L222 219L221 220ZM231 221V220H230ZM230 221H228L227 220V222L228 223H230ZM117 222H119V219H118V221ZM116 222V223H117ZM122 222V221H121ZM124 222H127V221H124ZM129 222H132V221H129ZM158 222V221H157ZM156 222V223H157ZM226 222V221H225ZM224 222V223H225ZM233 222H234V220H233ZM232 222V223H233ZM54 223H55V225H54ZM123 223V222H122ZM160 223V222H159ZM165 223V222H164ZM235 223V222H234ZM121 224V223H120ZM129 224V223H128ZM153 224H154V222H153ZM226 224V223H225ZM237 224V223H236ZM124 225V224H123ZM130 225V224H129ZM132 225H133V223H132ZM136 225V224H135ZM238 225V224H237ZM249 225V226H250ZM127 226V225H126ZM131 226V225H130ZM130 226H128V227H130ZM153 226V225H152ZM235 225H233V227H234ZM119 227H121V225L119 226ZM160 227V226H159ZM167 227V226H166ZM221 227V228H220ZM228 227H229V225H228ZM232 227V228H233ZM263 228H264V226H262ZM261 227V230H263V228ZM118 228V227H117ZM137 228H138V226H137ZM165 228V227H164ZM220 228V229H219ZM224 228V227H223ZM252 228V227H251ZM257 228H256V230H257ZM123 229V228H122ZM129 229V228H128ZM131 229V228H130ZM238 229V228H237ZM183 230H184V232H183ZM212 230V231H211ZM250 230V229H249ZM255 230V228H252V230L249 232V231H243V233H246L247 232V234L248 233H250V234H248V235H252L251 237H253V239H261V242H262V240H263V243H264V239H262V238H264L263 236L264 235H259V234H261L260 232H257ZM143 231V230H142ZM155 231H156V229H155ZM154 231V232H155ZM229 231V230H228ZM238 231V230H237ZM236 231V232H237ZM264 231V230H263ZM262 231V232H263ZM117 232V233H116ZM125 232H126V230H125ZM124 232V233H125ZM133 232V231H132ZM150 232H152V231H150ZM10 233V234H9ZM114 233V234H113ZM155 233H158V231H156ZM204 233V235H201V234H203ZM210 233V234H209ZM220 233V232H219ZM230 233V232H229ZM228 233V234H229ZM8 234V235H7ZM32 234H34V235H36L35 237L36 238H38V239H36V241H35V238H34V235H33V237L32 238H34V241L33 242H31L30 243V240H32V239H30L29 241H28V244H29V246H28V248H27V250H26V248H25V246H27V245H23L24 244V242H25V239L26 238H28V236H30V235H32ZM121 234V235H120ZM120 234H118L116 237H117V240H119V241H121V242H116V243H119L118 245L115 243V240L113 241L115 244H114V246H113V248H116V250L115 249H111L112 250V252L113 251H118V248L117 247H119L120 249H119V251H121L122 250V248L123 247H125V248H123V250H125L126 249V245H128V243H130L129 241H131V239L132 240H134V242L133 243H130V244H134L135 243V235L133 236V237H131V239H130V237H128V239H130V240H127L126 239V237L124 236V234H123V232L122 233H120ZM144 234H145V232H144ZM159 234H161V233H159ZM221 235L223 234V233H220ZM226 234H227V229H226ZM234 234H235V232H234ZM237 234V233H236ZM263 234V233H262ZM119 235L121 236V238L119 237ZM130 235V234H129ZM150 235V234H149ZM155 235H158V234H155ZM216 235H218V234H216ZM224 235V234H223ZM231 235V234H230ZM254 235V236H253ZM13 236V237H14ZM125 237V238H123V237ZM128 236V235H127ZM132 236V235H131ZM147 236V235H146ZM162 236V237H161ZM115 237V238H116ZM119 237V238H118ZM142 237H144V235L142 236ZM239 237V238H238ZM5 238H6V240H5ZM14 238V239H15ZM30 238H31V236H30ZM58 238V239H57ZM217 238V237H216ZM235 238V239H234ZM245 238V237H244ZM29 239V238H28ZM111 239V240H110ZM121 239V240H120ZM123 239H126L127 241H128V243H127V241L126 240H123ZM146 239V238H145ZM144 239V240H145ZM10 240H11V238H10ZM138 242H139V240L138 239H136ZM141 240H142V238H141ZM141 240H140V242H141ZM234 240H236V241H234ZM251 240V239H250ZM254 240V241H255ZM24 241V242H23ZM125 241V242H124ZM229 241V242H228ZM231 241L233 242V243H231ZM22 242H23V244H22ZM27 242V241H26ZM58 242H60V243H62V244H60V246H58L59 244H58ZM112 242V241H111ZM127 243V244H125V245H123L124 243ZM251 242H252V240H251ZM260 241H257L256 243H258V244H261V246L262 245H264V244H262ZM3 243H1V244H3ZM142 243V242H141ZM255 243V242H254ZM9 244H11V243H8V245ZM26 244V243H25ZM58 244V245H57ZM140 244V243H139ZM8 245H5V246H8ZM22 245H23V247L25 248V250L23 249V247H22ZM113 245V244H112ZM115 245H116V247H115ZM120 245V246H119ZM123 245V246H122ZM138 245V243H136L135 244V246H137ZM142 245V244H141ZM241 245V246H240ZM250 245H251V243H250ZM255 245V244H254ZM104 246V248H102ZM122 246V247H121ZM129 246V245H128ZM131 246V245H130ZM133 246V245H132ZM140 246V245H139ZM238 246H239V248H238ZM245 246V245H244ZM247 246V245H246ZM248 246H249V244H248ZM252 246V245H251ZM257 246V245H256ZM1 247H2V245H1ZM0 247V248H1ZM10 247V246H9ZM112 247V246H111ZM134 247V246H133ZM144 247V246H143ZM259 247H260V245H259ZM258 247V248H259ZM264 247V246H263ZM5 248V247H4ZM3 248V249H4ZM11 248V247H10ZM13 248V247H12ZM11 248V249H12ZM109 248V247H108ZM128 248V247H127ZM130 249H131V247H129ZM140 248V247H139ZM246 247H243V249H245ZM243 249H241V252L242 253H244L245 254V252H246V254H245V256H247L248 255V252H250V251H248V250H250L251 249V247H250V249H248V248H246L245 250V252L243 251ZM255 249V248H254ZM253 249V250H254ZM262 249H264V248H262ZM260 250V249H258V251H260L259 253H261V251H263V250ZM109 250V249H108ZM125 251H127V249L125 250ZM124 251V252H125ZM162 251V252H163ZM248 251V252H247ZM254 251H257V250H254ZM22 252V253H21ZM122 252V251H121ZM123 252V253H124ZM172 252V253H173ZM264 252V251H263ZM1 253H3V252H1ZM10 253V252H9ZM22 255H21V254ZM24 253V254H23ZM104 253V252H103ZM107 253V252H106ZM105 253V256L107 255ZM111 253V252H110ZM117 253V252H116ZM141 253V252H140ZM172 253H167L168 254V256H169V254H170V256H172L171 254ZM173 253V254H174ZM240 253V254H239ZM250 253H252V252H250ZM257 254H258V252H256ZM4 254V253H3ZM182 254V253H181ZM262 255H263V253H261ZM260 254V255H261ZM111 255V254H110ZM113 255H114V253H113ZM160 255V254H159ZM163 255H164V253H163ZM163 255H161V256H163ZM165 255H166V253H165ZM164 255V256H165ZM261 255V256H262ZM186 257V259H184V257ZM243 254H242V260L243 261H246L245 259L246 258H244L245 257ZM260 256V258L261 259H259V257L257 258V261L259 262L260 260H261V262H259L260 264H264V260H263V263H262V258H264L263 256L261 257ZM1 257V256H0ZM5 257V256H4ZM39 257V258H38ZM173 257V256H172ZM171 257V258H172ZM174 257H177V256H175L174 255ZM174 257L172 258V259H174ZM202 257V256H201ZM252 257V256H251ZM251 257L249 258V260L251 259ZM256 257V256H255ZM19 258V259H20ZM41 258V259H40ZM105 258V257H104ZM109 258H110V256H109ZM158 258H159V256H158ZM170 258V257H169ZM252 258H254V257H252ZM7 259H8V256H7ZM10 259H11V256H10ZM14 259H12L13 261H14ZM16 259H15V261H16ZM19 259H17V260H19ZM39 260L38 262L36 261V260ZM171 259V260H172ZM176 259V258H175ZM207 259V258H206ZM236 259H238V260H236ZM254 259H256V258H254ZM41 260V261H42ZM102 260V259H101ZM106 260V259H105ZM165 260H167V258L165 259ZM200 260H202V261H205V260H203V259H201L200 258ZM4 261V260H3ZM6 261V260H5ZM9 261L10 260H8V263H9ZM107 261V260H106ZM146 261V262H147ZM159 261V260H158ZM177 261H178V263H177ZM241 261V260H240ZM252 261H254L253 259H252ZM251 261V262H252ZM19 262H21L20 260H19ZM18 262V263H19ZM21 262V263H22ZM32 262H34V263H32ZM149 262H150V260H149ZM149 262H147V264L149 263ZM161 262V261H160ZM166 262V261H165ZM164 262V263H165ZM169 262V261H168ZM191 262H190V264H191ZM195 262H196V260H195ZM194 262V264H196ZM214 262V263H215ZM248 263L247 264H250L249 263V261H247ZM6 263V262H5ZM13 264H17V263H15V262H12ZM40 263V262H39ZM106 262H104V264H105ZM163 263V262H162ZM170 263V262H169ZM210 263H212V261L210 262ZM243 263V262H242ZM241 262L239 263V264H242ZM23 264V263H22ZM41 264V263H40ZM43 264V263H42ZM107 264H108V262H107ZM183 264V263H182ZM197 264H200V263H197ZM238 264V263H237ZM244 264H246L245 262H244ZM252 264V263H251ZM255 264H256V262H255ZM258 264V263H257Z\"/></svg>",
  "mask_w": 264,
  "mask_h": 264
}]
</instances>
